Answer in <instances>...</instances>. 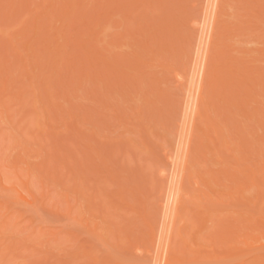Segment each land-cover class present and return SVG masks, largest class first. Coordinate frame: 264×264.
Wrapping results in <instances>:
<instances>
[{
  "label": "rangeland",
  "instance_id": "1",
  "mask_svg": "<svg viewBox=\"0 0 264 264\" xmlns=\"http://www.w3.org/2000/svg\"><path fill=\"white\" fill-rule=\"evenodd\" d=\"M4 1H6V0H0V26L2 25V28L0 27V33L2 31H4V30L8 29V30H10L9 32L17 30L16 32L18 34L16 32H12L13 33L12 35H14V34H17V35L11 37L9 32H8V30L4 31L5 33L0 34V52H2V53L4 52L3 53L4 55H2V56H5L7 54L6 57H4V59L8 58L7 59L8 63H9V59H10L11 63L13 61H14L13 63L16 62L15 63L16 65H17L18 61L20 62V63L18 62L19 63L18 66L20 67V68H18L20 71L19 70L18 71L20 72V75H19L18 71L16 72V70H17L16 67L17 66L14 67L15 64H12L13 65L12 67H14V69L13 68L12 69H13V72H16V75H13V72L12 73L8 72V74L9 73L11 74L9 76L5 75L4 73H3L4 74V76H3V74H1L3 71L0 73L2 75V77L0 75V85H1V81L5 80V82H6L5 84L7 86V87L5 86L6 89L3 91V93L0 94V95H4L1 98L3 101H0L1 102L0 105L4 106V107L1 106V108H0L1 112H3V113H0V115H1L0 116V172L2 171V173H5V177H6V178H3L2 176H4V174L0 173L2 175L1 176L2 177L1 178L2 183L0 182L1 183L0 184L1 185L0 186V201H1L0 203H3L1 206L4 205L2 207V209H0V213H1L0 216L4 219L5 223L7 222V225H6V227H3V225L5 226V224L2 223L3 225L1 224L2 226L0 227V229L5 228L4 230H6V228L8 229L10 227L8 229V230H10L11 228H15L16 227L15 229H13L14 230L13 233H11L9 231V233L12 234L10 238H9V236H5L6 235V231L8 232V230H6L4 233L2 231L3 235H1L2 233L0 232L1 233L0 235H1V238H2V239L0 238V253L2 252L1 255H0V264H113V262H114V264H148V262H150V259H149V261H147L148 259L146 257H149V256H148V254H146V257H145L144 248L145 249L146 248L149 249V247H147V246H150V245H148V243L151 244V242H149L150 240H148L149 236L151 237V235L148 234V231L151 230V228H149V230H147L148 227L146 228L145 226H148L147 225V221H148L149 224L150 223L153 224V222H155L154 224H156V220H154V221H152V220L154 219V217H157V216L160 217L161 216V210H160V208H159V206L157 204L159 203L158 202V197L162 193V191L160 190V187H161V189H163L164 187L162 188V184L165 183V181H164V183H162L163 180H160V178L163 177L161 175V171H162V169L164 170V168H162V165H163V167L166 165L165 168H167V170L164 171V172L169 171L168 163L166 162L167 164L164 165V163H165L164 161H167V160H165L166 159L165 156H167V155H164V154H166V152H167V154H169L168 152L172 153L170 151V149L168 150L167 148H170V146L172 148L173 144L175 142L174 141L175 139H173L172 137L175 138L176 129H174V128H177L176 126L179 123V121H177L176 116L179 114L178 112L180 111L179 109H178L179 111H176V109L178 108L177 106L180 105L179 103L181 101L179 102V100H181L182 97H184V94H183L184 92H182V91H184L183 88H180L181 85H179L180 89H178V86H177L178 83L175 81L176 79H174V78H175L176 71H178V70H176L177 67H179L178 69H180V67L182 68L183 65H185V62L187 63L189 55L192 53L191 49L189 48V41L192 42L193 39L191 38L192 37L191 33L194 32V31H191L192 27L190 28V26H192L191 23H192L193 20L191 21L190 19H191V17L193 18L195 15H199L196 12H199L201 10L202 5L199 4L201 1H198V0H165L164 2L167 1L166 3L168 5L165 3L167 5L166 6L163 3L164 7L163 6L161 7L160 5L162 4V0H159V1H161V4L159 6H156L158 8L155 9L156 7L154 8L152 6L154 9H151V11L153 10L152 11L153 13H156V16H155V14H152L151 15L153 17L152 18V17H150V13H152V12L149 11V12H147L148 14L144 12L146 14V16H148V15L149 16L147 17V19L143 20V19H140V17L144 15V14L142 15L141 11L143 12L144 10H146V8L144 7V4L141 7H144L145 9L140 7V3L144 2L143 0H141L142 2H140L139 5L136 4L135 7H137V8L132 7V6H134L132 4V2L130 4V1H132V0H127V1H129V6L132 5L130 7L133 8V10H130V12L132 11L131 13H127L128 10L127 11L124 10V9H126L127 6L126 7L123 6L124 9H123V7L120 6L122 9L120 8L119 10L117 9L118 11L116 10L117 12H113L111 8H112V6H116V4L114 5V2L112 3V0H109L112 3V5H110V8H109V4L108 5L106 4L107 5L106 8H109V10H111L113 12L112 15H111L110 21L111 20L119 21L121 23V25L119 27H117V26L114 27V26L109 25V22L106 20L107 21V22L105 21L106 25H107V23H108V25L107 26L105 25L104 26L105 28L102 25V27L104 29L101 30V27H99L100 29L98 31V30H96V29H98L97 27L96 28L92 27L96 31L97 36H95V35L92 36L90 34H86L85 35L83 33H80L81 37H85V36L89 35L90 37L89 36H87V37L92 41L90 43L94 42V45H102L104 47V46L107 45L106 43H109V41H110L109 39L110 38L111 39L114 38V40H116L117 37H119V35H122L121 33L123 31L122 30L123 27H125V30H127V28H128L129 31H131L132 35L133 34L137 35L138 33L139 34L141 33V29L143 28L142 27L141 29H139L141 26H144V28L146 26V28H147V25H148V27H150V29H148L147 31L150 32V33L149 34H148V32H145V33H146V37H147V34H148L150 39L148 41H144L145 43L143 42V45L147 44V46H148V44L149 45L151 44L150 45V49L148 48V50H149L148 52H150V50H153V48H154V51H156L157 54H159V57L158 58L156 57V59H159L160 61H158L156 59H154V61H153V58H155L153 56H157L156 52L154 54H152V56H151L150 54H148V52L144 51V49H145L144 48V49H142V52L144 51V54L147 57V60L144 61V63H143L142 59L138 58L139 56H142V52L139 51L140 48L138 46L137 47L133 46L134 43H132V40H131L132 46H130L131 44L130 45L127 44V42H126L127 40H125L126 43L124 41L120 40V43H118L119 46H117V44H116L117 42H111L110 41L111 43H115L116 46H117V47L113 46L114 48L112 47L111 52L113 50L114 51L113 53L119 52L120 54H126V59H127L126 61H128V62L127 63L125 62V65H121V63L123 61H125V60H122L124 58L121 57V60H122V62H121V61H119L120 58H118L119 60H117V61H119L121 66L118 65L116 67V69H118L120 72H122V74L125 73V75L122 78L123 79L122 80V79H120L122 76L119 77V74H120L119 71H116V73H118V76H117V75H115L116 73L113 74V72H115V70H114L113 72H109V71L108 72L112 73L115 77L113 75L109 74L108 72H106V73L109 74V76L110 75L111 76L109 77V76H105L104 75L106 77L105 78L102 75L101 70L99 71V68H96L95 66H94L95 69H97V72H99V73L97 74L95 71H93L94 72V74H93L91 71L93 70L94 67L92 66V70H90V69L88 70V73L89 72L92 73V77H95V79L97 77L99 78L98 75H100V72H101V75H100L101 79H103L102 77L105 78L102 81H99V79H98L97 82H99V83H97V84H96V81L94 79H92L91 83L89 82V80H85L84 76L83 77L81 76V78L78 79L79 75L78 76H74V73H75L76 70L74 72H65L66 69L62 70L59 67L58 62H60V64L62 62V64H64V66H66L67 64H69L71 66V67H69V65H68V68H74V67H72L74 65L70 64L71 62H68V63L66 62V59H67L66 57H68V56H72L73 57V59H71V60L69 58L68 59L70 61H72V62L74 61V63L76 62L75 64L78 66V68L80 67L79 63L82 62V61L79 62V60H81V58L77 59L76 56H74L75 51L72 50L73 49V47H72L73 45L72 44H74V43H72V42L70 43L69 42V44H71V49H68V48H70V46L67 47L65 42L62 43V40L66 36L67 37L64 38V39L70 40L69 38H71L74 34L75 35L77 34L80 37V34H78L79 32L78 33H76V32L79 31L78 28L80 30L83 28L82 27V23H83L82 20H84L85 18L82 17L83 19L81 20L80 16H76V19H77V21H76L75 18L73 17L75 22L74 21L70 22V24H73V27H74L73 30H72V27H71L72 25L71 26L67 25L69 20H65V18L63 17L62 20H64V21L61 22V23H63V24L67 23L66 27L68 28V30H70L69 34H67V32H68L67 31L66 33H64V36L62 37V40L59 37L58 41H56L55 43H51V44H56L57 43L59 45L58 48L60 49L58 51H61V53L59 52L60 54L59 55L57 54L58 55L57 57L56 56L54 57L52 55L53 49H55V50L58 49L57 48V46H58L57 44L52 46V51H51V55L52 56L50 54H48V51H50V50H48L47 48L50 49V47L46 48L48 50V51L46 50V53L49 55L48 58L52 62L54 60H58V62L56 61L57 62V66L61 70V71H59L58 75L59 74L61 75L62 72H64V74H67L66 76L69 77V78H67L68 80L65 78L68 82H70L71 79H74L73 77H76L77 81L81 82V85H83V84L84 85L81 86L78 83V85H77L78 89L75 88V86H73L74 89H75L76 95H71L70 94V96H69L68 94L70 92L68 90H70V89H68V90L66 89L68 87V85H69L68 82L63 81V79H64L63 77H62L63 79L61 77L59 78V80L62 79V82L61 81H57V78L54 77L56 79V82L54 83V85H56L58 87L60 86L59 87L60 89L58 88L59 91L61 90L62 85L64 86L66 83L68 84V85L66 84L67 86L65 85L66 88L62 87L63 88L62 91L65 89V91L68 92L67 95L69 97H71V98L69 99V98L66 97V95L64 96V94H65L64 92L65 91H63V94L57 92L58 91L57 87L55 89V86H54V89L56 90V93H58V94H56V96L58 97L59 94H60L61 98L59 96L58 99L56 98L54 100L53 98H55V97H53L52 98L53 101L49 97V95H51L52 93L49 94V92L48 93L46 92L48 97H46V94H44L43 97L45 96V98H46L45 99V98L42 97V94H43L42 91L46 88V86L49 84V82L51 84V85L49 84L50 87L51 88L53 87L52 83L54 81H52L51 77H53L54 75L52 74L51 77H50L49 75L51 73L50 74L48 73L49 74L48 76L51 79L50 81H49V78L47 79L49 82H47V80H46L47 76L44 78L46 81L43 80V82L44 83H48V84H46L45 88L41 87V85L39 83H37L38 81L35 80V79L38 78V77H35L37 75V73H35V72H37L36 68L39 69V66H40V69L44 70L46 66L50 65L49 63H47V62H49V60L47 62L46 61L44 62V59L42 57L43 62H44L43 63L42 59L38 55V54H40V56H41L44 51H42L41 53H37L35 55V52H34L35 48L31 49V47H29L30 45L28 46V44H27V46L29 47L30 50L29 51L27 50V52H26V50H24L26 52L25 56L27 55L26 57L24 56L25 59L20 58L19 56L23 55V54H21V53H23L22 52V50H23L22 48H24L25 44L28 43L29 41L27 40L26 43L24 45H22L23 46L22 47L21 46V41L17 40V38H19L22 35V34L20 35V31L21 30H22V32H25L23 30V28H24V26L27 25L26 24L27 22H28V24H29V22H31L33 20L35 22L34 16L36 17V21H37L38 17L36 15H38V16L41 15L42 17L38 18V21H39V19L42 18L43 19V21L41 19L42 23L46 24V22H45L46 17L47 18L49 16L51 17L52 15H50V14H53V13H51V11L52 12L56 11L59 14L60 13L59 10H58L59 8L56 9V8H51V7H54V5H57L60 1L56 2V0H47V1L44 0V2H43V0L42 1L41 0H29L30 2L27 1L28 5H26L27 3H25V2H24L25 4L23 3V7L24 8H22V6H20V4H19V7H16V5H15L13 8H11V10H10L11 13L9 12L10 16H9V13L8 14L6 13V12H8L9 7L7 9V8H5V7H7V5L5 7L2 6L4 4ZM17 1L18 0H14L13 4H16L15 2H17ZM70 1L71 0H61V2L64 3V4H66V3L69 4ZM80 1L81 0H78V2H80ZM82 1L83 2L79 3V6L81 5L82 7L89 8V10H90V8H91L90 6L93 5V7H94L93 9L96 10V11L93 10L94 12L90 16H92L93 18H95V16H96V19H98V17L101 16V15L99 16V14H101L102 10L104 11V9H100L99 7H101V6L104 7L105 5H99V7H98L97 2H99L100 0L96 1V5H97L96 8H98V10L95 8L96 5L93 4V0H82ZM124 1L122 0V3ZM127 1H125V2H127ZM196 1L198 3L197 5L200 6L199 11H198V6H196ZM240 1L241 0H223L222 1L221 9H220V13H219L218 21H217V33H216V38H215V43L216 44L214 43L216 45L215 47L218 48V49L214 50V51H216L215 53H213L214 51L212 52L214 55H212L211 63H213L214 66H212V64H211V66H212V68L219 66L222 69L230 70V68L231 67L233 68V66L235 64L234 67L237 66L236 68H238L236 70H239V68H241V67H243V68L245 67L246 69L247 68L248 69L251 68L252 71H253V69H255L253 72L252 71H250V72L255 73L257 71L258 74H256L255 76H252L254 74L251 75V73H250V75L252 77H254V79H255L254 83L256 82V84H255L256 86L253 87L254 83L252 84V81H250L249 79L248 80L246 79V81H247L246 83H248L250 81L249 85L251 84L252 87H253L251 89L252 92L250 91V88H249L250 94L252 93V95H253V96H251V95L250 96L252 98L256 99V101L254 99L251 101L250 99H248V96H247L248 103H247V107L245 106L246 107L245 109L250 110V112H252V108L256 107L255 109H253V111L256 110V112L259 113V114H256L255 111H254L253 114H250V112H246L247 110H242L243 113H239L241 111H239L236 108H233L234 106L233 107H229L230 109H227V107H226L225 109H227V110H225V109H223L225 104H222L221 101H218L219 103H217L216 100H215L216 104H215V101H214V103H213L214 105H213L210 102L211 99H213V98L210 97V95H209L210 94L208 92L209 89H208V91L206 90L207 94L205 95V98H206L205 102L207 104H206L205 107L203 105L204 109H202V110L205 112L206 111L205 108L208 107V110H207L208 111L207 112L208 115H210V117L213 118V121L214 120H215V122L218 121L216 123H217L218 126L221 127L220 129H222L221 131L223 132V133L222 132L221 133L226 138L227 142L224 144V146L222 144H219V143H218V145H216L218 147V148L216 147V149L220 151L218 153H217V150L216 151L214 150L215 146L211 147V148L209 147L210 149L207 150L209 152V154H208V152L204 153L206 148L204 149V151L200 150L199 147L201 146V144H199V143L201 141L204 142L205 139H206L205 138L206 136L204 135L205 136L204 137L203 133L200 130H198V129H197V131L195 133L196 136L194 138V141L192 142L193 145H192V148H191L192 153L190 152L191 155H190V157H189L190 159L188 161V166H190L189 170H188L189 173H188L187 178H186L187 180H185V184H184V191L186 192L184 194V197L187 196V198H185V201L182 202V208H181V210H182L181 211L182 212L181 213L182 214V218H181V220L178 219L177 224H175L176 230H175V233H174V234H176V231L178 230V228L182 227V232L187 231V234H185L186 233L185 232L184 235H182V236L185 237L187 239V241H188V244L189 243L190 244H189L188 247L186 246V248H185L186 250H184L185 246L181 247L184 243L181 241L182 239H180L181 242L178 241L179 240V238L177 237L178 235L174 236L173 241H172L173 245L171 244L173 246V248H172L173 250L178 251V249H180V247H181V249H183V251H185V253H186V251L188 252L186 254L185 253L182 254V255L180 254L181 256H183V255L185 256V257L183 256L185 259L183 258L184 261H183L182 264H223V263L224 264H240L242 262H243V264H264V248H263L264 246H261V245H264V199H263L264 198V195H263L264 192H263L262 196L260 195L263 200H261V198H260V200H258L259 196L256 195V193L258 192L259 189L260 190L262 189L264 191V189H263L264 188V175H263L264 174V167H263L264 166V158H263L264 157V145H262L264 143V141L262 140V139H264V123H263L264 119H263V117H261V113H264V79L262 78V76L264 75V55H263L264 54V20H262L263 17H264V15H263L264 14V0H256V1L251 0L253 3L251 1H249V0H243L241 2ZM6 2H11V0H8ZM105 2H106V0H105ZM120 2H121V0H120ZM145 2H146L145 6H148L149 4L147 5V0ZM44 3L48 4V5H44ZM62 3L60 5H62ZM82 3H85V4L83 5ZM101 3H102V0H101ZM155 3H156V5H158L157 2L153 1V5ZM36 4H38V5L36 6ZM150 4H152V0H151ZM70 5H71V3H70ZM178 5H180V7H181L179 9L181 12L179 10H177V9L176 10L179 11V12L175 11V8ZM58 6H59V4H58ZM81 6L79 8H81ZM20 7L22 9H20ZM152 7L150 6V8H152ZM254 7H256V8L253 9ZM75 8L77 9V7H75ZM75 8H74V10H75ZM84 8H82L81 10H83ZM160 8L162 10L164 8L165 10L161 11ZM6 9H7V11H6ZM135 9L139 10V12L137 10L136 11L138 12V14H141L140 17L139 16L137 17L136 11H134ZM166 9H167V12H166ZM195 9H197V10H195ZM16 10H18V11H16ZM26 10H27V12H26ZM89 10L87 11V13L89 12ZM158 10H160V11H158ZM43 11L45 13H43ZM60 11H61V7H60ZM70 11H72V10H70ZM70 11L69 12L67 11V12L70 13ZM91 11H92V9H91ZM123 11H125V12H123ZM146 11H148V10H146ZM168 11L171 12V13H168ZM41 12H42L43 15L40 14ZM56 12H54V13H56ZM164 12H166V14H169V15H167V20L169 19V20L172 21L176 17L178 18V19L176 18L177 21H178V23H176V26L180 27L181 29L178 28V27L177 28H173L172 25L169 23V21L165 22L167 25H169V29L168 30H170V28H171L172 32L180 30L179 32H177L178 33L177 35H179V36H175L176 38L173 37V39H175V40L178 39V41L174 40V42H173L172 37H170L169 34H168L170 31L168 32V30H166V33H165V32H160L159 29H156V27L158 25L160 26L162 24V19H161V16H159V15L160 14L164 15L163 14ZM183 12H184V15H183ZM90 13L91 12H89L88 14H90ZM122 13L125 14L124 16H126V15L128 16V15H131V14L133 15V13L136 14V17H134L135 15H133L132 18H130V16H129V19L128 20L126 19V22L127 21L131 22L130 24H131L132 27H130L129 23L128 24L124 23V20L122 19L123 18V14ZM157 13H159V15ZM172 13H174L176 15V16L174 15L175 18L168 17V16H173ZM12 14L14 15L13 17H12ZM24 14L26 15V17L24 19L25 21L23 20L24 21V25H23L22 29L20 30L19 27L21 28V25L18 26L19 24H15V22L17 23L19 21L18 19H20V18L22 20L24 18V16H25ZM170 14H172V15H170ZM200 14H201V11H200ZM60 15H61V13H60ZM30 16H31V18L33 16V20H31V21H30ZM71 16H73V15H71ZM2 17H4L6 20L4 18H2ZM108 17H110V14H109ZM145 17H143V18H145ZM7 18H8V20H7ZM52 18L53 19L51 20V23H50L51 25L53 24V22H55L54 21L55 20V16L52 17ZM78 18L81 21L78 20ZM88 18H89V16H88ZM93 18L90 17V21ZM148 18H149V21H148ZM196 18H199V16L196 17ZM103 19L104 18H102V20H101L102 22H103ZM124 19H125V17H124ZM158 19H161V21L158 20ZM99 20H98V23L100 24ZM122 20H123V22H122ZM142 20H143V24L141 25L140 22H142ZM60 21L58 20V22H60ZM113 21H112V24H113ZM189 21L191 22L190 24L188 23ZM56 22H57V20H56ZM86 22H84V23L86 24ZM102 22H101V24H102ZM245 22H247V23H245ZM19 23L23 24L22 21L19 22ZM37 23H40V22H37ZM54 24L58 25V26L60 25V23L59 24L54 23ZM63 24H61V25H63ZM88 24H90V23H88ZM125 24H127V25H125ZM188 24H189V26H188ZM29 25H27V26H29ZM39 25L41 26V23ZM64 25H63V27H64ZM80 25H81L82 28L78 27ZM46 26H48V25H46ZM83 26H85V25L83 24ZM51 27L52 26H49V28H51ZM54 27L56 28V26H54ZM153 27L157 30V31L155 30L154 33L152 31V29H154ZM75 28H76V30H75ZM134 28L136 29L135 31L137 32V34L135 33ZM43 29H45V28H43ZM51 29H53V28H51ZM56 29L60 30V28H56ZM44 31H46V30H44ZM97 31L99 33H97ZM143 31H144V29H143ZM7 32H8V34L6 36ZM118 32H120V34ZM223 32L226 34L227 37L224 36L225 34ZM29 33H30V31H29ZM38 33L39 32H37V34ZM117 33H118V35H117ZM124 33H126V32L124 31ZM131 33L128 32V34H131ZM45 34H48V33H45ZM49 34H50V31H49ZM111 34H112V36L110 37ZM56 35H58V34H56ZM144 35H143V37H145ZM160 35H162L161 39H160V37H161ZM166 35H168L169 37L167 36L166 40H162V39H165L164 36H166ZM173 35H175V33ZM23 36L24 35H22L20 37V39ZM30 36H31V34H30ZM35 36H36V34H35ZM35 36H33L34 39H35ZM47 36L49 37V35H47ZM128 36H126V37L130 38V36L129 37ZM79 37H78L77 41L75 40L76 42H80L81 41V39H79ZM87 37H85L83 39V41H84L83 45L84 46L87 45L86 41H89V40H87ZM121 37L126 38L124 35H122ZM143 37H142V39H143ZM146 37H145V39H146ZM217 37H218V39H217ZM10 38H12V39H10ZM14 38H16V39L14 40ZM31 38L32 37H30V39L29 38L28 39L32 40L33 38L32 39ZM36 38H37V36H36ZM153 38H156V39H153ZM167 38H169V40ZM193 38H194V36H193ZM57 39L55 38V40H57ZM74 39L75 38H73V40ZM190 39H192V40H190ZM195 39H196V36H195ZM160 40H162V41H160ZM170 40H171V42H170ZM19 41H20V43H19ZM35 41H36V39L34 40V43H36ZM40 41H43V39L40 40ZM138 41H140V40H138ZM138 41H137V43H138ZM156 41L157 42L159 41V42H162V43L164 41H166V42L169 43L168 46L170 44H172V43L175 44V46L172 47V52L168 51V50H166L167 52L166 51L164 52V50H162L163 52H160V50L158 48L159 42L157 44ZM15 43H19L18 47L16 46L17 44H15ZM45 43L47 44V42H45ZM137 43H135V44L137 45ZM217 43H219V44L217 45ZM8 44L12 48L11 47L9 48ZM42 44H41V46H42ZM109 44L107 45V47L110 50V48H111L110 45L111 44L110 45ZM140 44H141V42H140ZM176 44H178V46ZM193 44H195V42ZM225 44L227 46L226 48H225ZM219 45H221V46H219ZM141 46H142V44H141ZM147 46H146V49H147ZM153 46H155V47L157 46V49L159 51H157L156 48L153 47ZM192 46L194 47V45H192ZM222 46H224V48ZM5 47H7L6 51L8 53H6ZM42 47H44V46H42ZM87 47H89V44L87 45ZM175 47H180L181 50H178V48H176L175 50L176 51L178 50V51L177 52L174 51L175 52L174 53L173 52V48H175ZM182 48H183V50H182ZM9 49H11V50H9ZM25 49H28V48H25ZM87 49H91V48H87ZM101 49L102 48L100 47L99 50H101ZM160 49H161V47H160ZM167 49H171V45H170V48L167 47ZM219 49L222 52H224L225 55H223L224 53L223 54L221 52L219 53L218 52V51H220ZM14 50L17 53L16 52L14 53ZM79 50H77V51H79ZM9 52L13 53V55L11 56ZM66 52L68 53V56H66ZM102 52H104V51H102ZM169 52H170V55L168 54ZM30 53H31V55H30ZM80 53L83 55L84 58L89 56V53L86 52V49L85 50L81 49ZM127 53L129 55H127ZM172 53L175 54L174 57L173 56L170 57ZM1 54H0V59L2 57ZM221 54L223 56L219 57ZM37 55H38V57H37ZM60 55H61V59H59ZM102 55L104 56V54H102ZM115 55H116V53H115ZM217 55H219L218 56L219 58H217V61H215L213 58L216 59ZM160 56H161V58H160ZM35 57L37 58V61H38L37 64H40L39 66L34 64V63L32 65V62H34V60L36 59ZM45 57H47V55L44 56V58ZM111 57L112 56H108V54L105 56V58L106 59L109 58V60H110ZM134 57H135V60L139 61L142 64L141 65V64H139L137 62L139 65H141L140 66L141 68H139V66L136 69L132 68L133 64L131 62L133 61ZM62 58H64V60H62ZM92 58H94V57H92ZM19 59H21V60H19ZM38 59L39 60L41 59L40 62H39ZM45 59L47 60V58H45ZM106 59H105V62L108 63L109 60H107L108 61L107 62ZM234 59H235V61H234ZM237 59L240 60V61H238ZM7 60L5 59L4 61L7 62ZM231 60H233L234 62L231 61ZM155 61H156V63H155ZM212 61H214V62H212ZM56 62L54 61V64ZM91 62H92V59H91ZM21 63H22V65L26 64V66L23 67L21 65L22 66V68H21V66H20ZM46 63H47V65H46ZM100 63H102V62H100ZM119 63L117 62V64H119ZM166 63L169 64V65L165 66ZM43 64L46 65V66H44ZM111 64H112V62H111ZM113 64H115V63H113ZM0 65L3 68V65H2L1 62H0ZM4 65H5V63H4ZM30 65H31V67L33 69H31ZM83 65H84V63H83ZM149 65H152V66H149ZM162 65H164L165 67L162 66ZM1 66H0V68H1ZM98 66H100V64ZM223 66H225V67H223ZM238 66H240V67H238ZM5 67H7V70H9L8 68L11 69V67H9L8 65L5 66ZM103 67H102V69H103ZM105 67L107 69L109 66L108 67L105 66ZM160 67H162L163 69L160 68ZM219 67H217V68H219ZM28 68H29V70H31V71L33 70V71L32 72L28 71L27 70ZM83 68L82 69L80 68V72H82L81 70H84ZM34 69H36V70H34ZM185 69H187V67H185ZM248 69H247V72H249V70H250V69L249 70ZM24 70H25V72L27 70V73H25V74H27V75H28V73L30 74L29 75L30 76L29 79H27L28 76L26 77L25 74L23 73ZM58 70L59 69H57L56 72ZM141 70H142L143 73L141 72ZM174 70H175V72H174ZM180 70L183 71L184 68L180 69ZM236 70L234 69V71H236ZM241 70H242V68H241ZM47 72H45V74ZM51 72H52V70H51ZM56 72H54L55 75H56ZM84 72L86 73L85 75H89L86 70H84ZM5 73L7 74V72H5ZM31 73L33 75L32 78H31V76H32ZM236 73H238V72H236ZM38 74H39V72H38ZM45 74L43 72V75H45ZM246 74H248V73H246ZM154 75H155V77H154L155 79H156V77L159 78V80H160L159 82H160V87L161 88L159 87V85L152 84V83L156 82V81H154V82L152 81L153 80L152 77ZM250 75H248V76H250ZM258 75H259V77H258ZM19 76H21L20 79L23 81V82H21V84H23L22 86L20 85V82H18L16 80V79H19L18 78ZM42 76H41V78H43ZM63 76H65V75H63ZM128 76L131 77L132 79L135 78L134 80H129V81H135L136 79H140V77H142V78L144 77L145 83H144V81H142L143 80L142 78H141L142 80L140 79L142 81V85H144V88L142 87V85H141V87H139V85H138L139 83L137 84L138 88H141L143 91L146 90V91L150 92L151 94L153 92H156L155 90H157L160 93V94H157V95H160V96H154L156 94L153 93L154 94V95L152 94L153 97H156V98L158 97V98L157 99L155 98V101H153L154 99L151 97V99H153V100H151V102L148 101L149 103L146 101L147 104H144V102H142V101H144V99L141 100L142 96L139 97L141 94H143V93H141L142 90L140 92L141 94L139 93L140 95L135 98L136 95L134 96L133 93H134V91L135 92L137 91L136 90L137 85H136V82H134V84H132V82H129V81L126 82L125 78L126 77L128 78ZM238 76H239V74H238ZM88 77H90V75ZM111 77L113 78V81L117 77H119L118 79H120L121 81L116 79V80H118L117 83L120 84V82H121V84L123 83L122 84L123 86L120 87L121 86V84H120V86L117 85V88H116L112 84V78ZM137 77H139V78H137ZM148 77H150L151 79L148 80ZM252 77L250 79H252ZM255 77L257 79L260 78L259 79L260 81H259L258 84H257L258 81H257V79ZM5 78H7V81H6ZM8 78H9V80H8ZM22 78L25 79V80H23ZM245 78H246V76H245ZM86 79H88V78L86 77ZM108 79H109V81H111V83H108L109 88L106 86L107 84H105V81L108 82ZM128 79H130V78H128ZM15 80L17 81V83H19L18 87H15L16 86L15 85ZM41 81L42 80H40L39 82H41ZM103 81H104V83H103ZM115 81H114V83H115ZM122 81H124V82H122ZM141 81H139V82H141ZM238 81L236 80L235 84H233V86L235 88H236L235 85H236V83ZM28 82H29V84H28ZM63 82H65V83L63 84ZM56 83H58V85ZM24 84H26L27 91L25 90L26 87H25ZM72 84H74V83H72ZM101 84H103L102 86H105V87H102ZM12 85H15V86L12 87ZM19 85L22 88H20ZM131 85H133L132 87L135 90L131 89L132 88ZM134 85H136V86L134 87ZM39 86H40V88H38ZM80 86H81V88L79 89ZM84 86H85V88H84ZM89 86H90V88L93 89V91H95V93H97L96 95L93 93L92 90H90V91H91V93L93 95L89 92V89H90ZM233 86H229L230 90H231V87H233ZM71 87L72 86L70 85L69 88H71ZM82 87H83V89H82ZM127 87L130 88L131 91H129L127 89ZM205 87L207 88V85ZM238 87H237V89H238ZM10 88H13V89H11L12 91L10 90ZM15 88H20V89L19 90H15ZM41 88H43V90ZM87 88H89L88 92H89V94H91V96L95 95L94 98L89 97L90 96L89 95L88 96L89 99L88 98L86 99V97H87L86 95H87L88 92H86L87 90H85V89H87ZM104 88H107L108 90L113 88L117 92L112 93L114 91V90H112V92L110 91V93L108 92L109 93L108 94L107 90H104L106 92H103L102 89H104ZM149 88H151L153 90V92L150 91ZM46 89L47 90L49 89L48 86H47ZM54 89L52 88L51 90H54ZM74 89H73V91H74ZM124 89L127 90V93H126V91H124ZM160 89H162V90H160ZM244 89H245V87L242 90L243 92L241 91V93H239L241 96L244 94V91H245ZM39 90L42 92L41 96H39L40 95ZM119 90H121V92L123 90L124 94L122 95ZM132 90H133V92H132ZM179 90L181 91V93H179L180 92ZM14 91H17V92L14 93ZM33 92H35V93H33ZM44 92H45V90H44ZM158 92H156V93H158ZM246 92H248V91H246ZM84 93H86L85 96H84ZM130 93L132 94V96H134L133 97L134 101L129 100L130 99V97H129L128 98V100L130 101L129 102L126 99L127 97L125 98L124 96H127L125 94H129V96H131ZM12 94H14V95H12ZM17 94L22 96V97L17 98ZM29 94L32 95V98H31V95H29ZM54 94H52V95H54ZM105 94H107V95H105ZM137 94H138V92H137ZM151 94L147 93V95H151ZM162 94H163V96H162ZM179 94H183V95L180 97ZM239 94L237 93V96ZM245 94H248V93H245ZM34 95H35V97H34ZM97 95H98V98H96ZM147 95H143V96H147ZM254 95H256V96L254 97ZM37 96H38L39 99H37ZM41 97L43 98V101H45V102H43L41 100ZM62 97L66 98V99L63 98L64 99L63 100ZM99 97H100V99H99ZM179 97H180V99H178ZM234 97H232V98H234ZM21 98H23L24 100L23 99L21 100ZM48 98L53 102V103H51V105L53 104V107H54L53 109L56 110L57 114L54 113V111H51V112H53V114L50 111H47V110H49L52 107V106H49L50 103L47 102V101H49V100H47ZM162 98H163V100H162ZM90 99H91V101H90ZM94 99H96L95 101H97L98 104L95 101H93ZM102 99H103L104 102H102ZM124 99H126V100H124ZM237 99H236V101H237ZM146 100H148V98ZM207 100H209V101H207ZM115 101H117V102H115ZM122 101H124V102L122 103ZM249 101H251V102H249ZM70 102H73L74 104L72 103L73 104L72 105ZM212 102H213V100H212ZM231 102H233V101H231ZM7 103H9L10 105L7 104ZM54 103H55V105H54ZM78 103L80 104V106H78L79 105ZM100 103H102V104H100ZM176 103L178 104L177 106L175 105ZM233 103H235V102H233ZM237 103L238 102H236V104ZM220 104L223 105V107ZM56 105L57 106L59 105V106L56 108L55 107ZM74 105H77L78 107L74 106ZM127 105L128 106L130 105V106L127 107ZM147 105H149V106H147ZM215 105H217L216 108L218 110L217 109L216 110L213 109V106H215ZM242 105L244 106L245 104H242ZM7 106H8L9 109L7 108ZM72 106H74V108H75L74 110H72L73 109ZM101 106H102V108H101ZM48 107H49V109H47ZM60 107L65 108V109H62ZM67 108L70 109V112H69V110ZM158 108H159V110H158ZM242 109H243V107H242ZM61 110L64 113H62ZM86 110H87V112H86ZM99 110H100V112H99ZM157 111H159V112L157 113ZM36 112H37V114H36ZM60 112H61V114H60ZM125 112H126V115H125ZM128 112H129V115L127 114ZM176 112L178 114H176ZM58 113H59V115H63V116H59ZM131 113L133 114V116H132ZM160 113H161V115H160ZM54 114H55V116L58 115L57 118H61V119L60 120H58V119L56 120L54 118V116H53ZM143 114H144V116H143ZM74 115H77V117L74 116ZM158 115H159V117H158ZM258 115H259V117H258ZM262 115H264V114H262ZM80 117L81 118L82 117L83 118L86 117V118L81 119ZM141 117H143V118H141ZM145 117H147V118L145 119ZM156 117H157L158 121L155 119ZM120 118H122V120L124 119V121L122 122V120ZM136 118H137V122H136ZM161 119H162V121H161ZM221 119H222V121H221ZM240 119L242 121H240ZM34 120H35V122H34ZM71 120H72V122H71ZM155 120H156V122H155ZM179 120H180V117H179ZM259 120L263 121V122H261L263 124L262 126H261V123H259ZM145 121H147V122H145ZM36 122H37V124H36ZM67 123H68V125H67ZM91 123H94V124H91ZM37 125L39 126L40 130H39ZM198 125H199V128H202V131H203L204 127H205L204 124L201 122ZM232 125H234V126H232ZM67 126L68 127L70 126V127L68 128ZM74 127H75V129H74ZM140 127L141 128H143V127L145 128L146 127L145 128L146 131H142V130H145V129H141ZM230 128H232V129H230ZM78 129L81 132H79ZM136 129H138V130H136ZM228 129H230L231 131L228 130ZM43 130H45V131H43ZM77 130H78V132L80 134L82 133V135L80 137H82L83 133H84V137H82L83 139L77 136V135H79ZM238 130H239V132H238ZM150 131L152 132V136L150 135ZM255 131H257V132H255ZM143 132H147V134H145ZM234 132L235 133L237 132L238 135L235 134ZM210 133H212V132H210ZM92 134L95 135V137H94L95 139L92 138L93 137ZM143 135H144V137H143ZM234 135H236V136L234 137ZM210 136L212 138H214L215 135L212 133V134H210ZM223 136L220 135V137H223ZM256 137H257V139H255ZM143 138H145V139H143ZM225 138H223V139L225 140ZM227 138H229V139H227ZM91 139H93V140L91 141ZM144 140H146L148 144L145 143L146 141L144 143L141 142V141H144ZM151 141H153V143H151ZM17 142H18V145H17ZM95 142H97V143H95ZM208 142H210V141H207V143ZM91 143L94 144V145H92ZM213 143L214 142H211L212 145H214ZM205 144H206V142H205ZM211 144H209V146ZM87 145L90 146V147H88ZM95 146H96V148L97 147L98 148L96 149ZM193 146H195V147H193ZM21 147H23V148L25 147L26 149H28V152H27V150H24L27 153H23L24 151L20 150V149H22ZM59 148H61V150ZM91 148H94L95 150L94 149L92 150ZM57 149H59V150H57ZM118 149H120L121 151H119ZM257 149L259 151H256ZM19 150H20V152H19ZM225 150H227V152ZM229 150L231 152H228ZM245 150H247V151H245ZM172 151L174 152V149H172ZM17 152H18V154L21 153V155H22V153L24 154L23 156H24V159L27 161L26 163L28 165H30V167L32 168V171H33V173L29 177V184H30L31 189L34 192V204L30 205V207L28 206L29 204H27V203L25 204V203L19 201L18 198L16 199L17 196L15 195V193H13V192L11 193L10 191H7V190H5V188H3V187L8 188L9 186H12V185H15V186L19 185V180L15 177L13 171L11 170V166H12V164L14 162L13 160L19 158V157L16 156ZM163 152H165V153L162 155ZM49 153H50V155H49ZM213 153H214V155H213ZM232 153H233V155H232ZM218 154L220 155L219 157H218ZM226 154H230L231 156L230 155H226ZM65 155H67V156H65ZM68 155L70 157H68ZM106 155H107V157L104 158ZM243 156L244 157L246 156V158H244ZM20 157H22V156H20ZM101 157H103V158H101ZM67 158H68V160H67ZM209 158H212V159H209ZM218 158L222 159V160L221 161L217 160ZM52 159H54L57 163L54 160H52ZM103 159H104V162H102ZM47 160L49 161V163H46ZM60 160H62V161H60ZM72 160H73V162H72ZM162 160H164V161H162ZM62 162L64 164H62ZM58 163L60 165H58ZM109 164H111V165H109ZM241 164H243L244 166L241 165ZM18 166L19 167H25V164L20 162V163H18ZM38 166H40L39 167L40 169H38ZM19 167H18V169H19ZM43 167H45V168L47 167L46 169L44 168L46 172L41 170ZM108 167H110V168H108ZM49 168H50V170H49ZM97 168H99V169H97ZM100 168L103 169V170H101ZM95 169H97V170H95ZM104 169H106V170H104ZM238 169L242 173L238 172ZM20 170L23 172V170L21 168H20ZM20 170H18V172H19L18 174L20 175V177L22 179H24L25 176L22 175V172ZM206 170H207V172H206ZM241 170H243V171H241ZM101 171H105V172H101ZM249 171L252 172V176L254 174L256 175L255 176L256 178H254V176H253V179H256L258 181L257 183H255L256 184L255 187H254V184L252 183L253 181L250 178L251 174H250ZM99 172H101V173H99ZM209 172H211V174L214 175L213 178L214 177L218 178V183L217 182L213 183L212 181H214V179L211 180V181L209 180L210 177L206 176V175H208L207 173H209ZM213 172L215 174H217V175H215ZM222 172L226 173V175L227 174H229V175L232 174L231 178L229 176V178L227 177L228 180L225 179L224 177H226V176H224V174ZM230 172H231V174H230ZM233 175H237L238 179L236 180V176H235L234 177L235 181H234V179L232 178ZM239 176H240L241 179L239 178ZM258 178H260V180ZM161 179H164V178H161ZM203 179H205V180L208 179L207 181L210 182V183L206 184ZM215 180H216V178H215ZM239 180L242 182V184L244 183V185L242 186L244 188H241L242 191L240 193H237L236 191L239 192L238 189L240 188L238 186H240V184H241V182ZM223 181H225V182H223ZM42 182H45L46 185L44 183H42ZM238 182H240V183H238ZM250 182H251V184H250ZM224 183L227 184V185H225ZM43 184H44V186H43ZM130 184H131V186H130ZM257 184H260V186H262V187H260ZM132 185L137 187V189L139 191L138 193H137L136 187H134L135 188L134 189ZM236 185H238V186L236 187ZM210 186H211V188H210ZM230 186H232V187H230ZM257 186L259 187V189L257 188ZM245 187H246V189H245ZM127 190H128V193H126ZM256 190H257V192H256ZM123 191L125 193H123ZM130 191L135 193V195L136 194L137 195L135 196V195H133V193L131 194ZM160 191H161V193L159 194ZM203 191H204V194H203ZM233 191H234V193H232ZM6 193H8V194H6ZM9 193H11V194H9ZM261 193H262V191H261ZM123 194H124L125 198H123ZM206 194H208L207 197L204 196ZM64 195H66V196H64ZM68 195H69V197H68ZM194 195H195L196 198L201 199L202 201L201 200L199 201V200L195 199V197H193ZM126 196H128V197H126ZM139 196H141L140 198H142L145 201V203L140 204V201H136V200L143 201L140 198L138 199ZM12 197H14V198H12ZM67 197L69 198L68 200H70V202H69L70 208L68 207V204L65 202V199ZM205 197L207 199L211 197V199L213 201L211 199H208V200H211V202L208 204V202L207 203L205 202L206 201ZM28 198H30V197H28ZM90 198H93V199H90ZM235 198H236V200H235ZM13 199H14V201H13ZM134 199H135V201H134ZM32 202H33V200H32ZM137 202H138V205L140 204L142 206V207H140V206L137 205L138 208L140 207L142 209L141 210V214H142V211H143V214L146 215V217H145L146 220L143 217L144 215L141 216V214L139 213L140 216H141V217H139V214H137L138 212H140V208L138 210H136L137 207L136 208L134 207V205L137 204ZM201 202H202L203 207L200 205ZM203 202L206 203V205H204ZM17 203H19V204H17ZM195 203H200L199 204L200 206L196 205ZM23 204H25V205H23ZM132 204H133V207H132ZM207 205H210V207H208ZM9 206H10V208H8ZM31 206L32 207L34 206V207L31 208ZM111 206H113V207H111ZM205 206H207L209 208V210L211 211V212L207 211L208 212V216H207V214H205V208H206ZM261 207L263 208L262 210H261ZM6 208L10 209V210L7 211ZM12 208H13V210H11ZM199 208H200V210H202L204 208L202 210L204 213L202 212V214L203 215L205 214L208 217V220L206 222H204L205 224L203 223L205 225V227L203 226L202 230L199 228L200 231L198 230L199 232H197V234H196L197 238L195 237L196 238L195 242H193L192 240H194V238L193 239L191 238L192 240H189V237H192L193 236L192 233L193 232L195 233V231L198 229V227H196V223L195 222L197 221V218H196L197 216L196 215H198L197 213L200 212V211L196 212ZM159 210H160V212H159ZM10 211H13V212H10ZM136 211H138V212H136ZM5 212H8V214L6 213L7 214L6 217H3L2 214H5ZM157 213H159L160 216ZM85 216L87 218H89V220L86 219L87 221L85 223H83L84 226H83V224L80 225L78 222L81 223V221L82 222L85 221L84 220ZM249 216L250 217L252 216V217L249 218ZM1 217H0V223H1V221H3V220H1ZM71 217H72V219H76L78 222L72 220ZM142 217H143L144 220L142 219ZM158 217H157V219H158ZM140 218H141V220H139ZM229 218L233 219V221H231V222L229 221L231 224L230 223L228 224V222H227L229 220ZM243 218L244 219L246 218L247 220L251 219V220H248V221L249 222L253 221L252 224L254 225V227L258 226V228H253L254 231H251L252 232L251 233L250 231H248L249 230L248 229L249 225L247 226L245 224L246 226H243V223H244ZM69 219H71V220H69ZM193 219H194V221H193ZM246 219H245V221H246ZM132 220H133V222H136V224L134 223V225L137 226V227H135L132 224L133 223ZM149 220H151L152 222L149 221ZM158 220H160V219H158ZM8 221L10 223H8ZM144 221H145L146 225L143 224ZM248 221H246L247 224H249ZM158 222L159 221H157V223ZM86 223L88 224L87 227H85ZM15 224H16V226H14ZM93 224H98L97 225L98 226L97 229L99 227H101V228H99L100 230L98 229V231H97L98 235H97L96 232L94 233L92 230L89 231L90 228H93L91 226ZM221 224H222V226H221ZM225 224H228V226L225 227L224 226ZM8 225H9V227H8ZM198 225H200V224H198ZM215 225L218 226V228ZM253 225H251V226L253 227ZM89 226H90V228H89ZM120 226H122V227H120ZM242 226H243V228H241ZM124 227H125V229H123ZM152 227H156V225H152ZM223 227H225V228H223ZM231 228H233V229H231ZM129 229H131L133 231H131ZM194 229H195V231H194ZM219 229L220 230L223 229V231L221 230V232H220ZM39 230H42L43 234ZM250 230H251V228H250ZM128 231H131V232L128 233ZM213 231H214V234H213ZM225 231H226V233H224ZM230 231H233V233L235 232L233 234V236H235V240L237 241L236 242L234 240L235 241L234 242L231 239L232 243H233V245L232 244L231 245H232V247L234 246L233 248L231 247V249H230V246H229V243H228V242H231V241H229V240L227 241L226 240L227 243H225V241L222 242V240H221L224 236L227 237V238L229 236H232V232H230ZM247 231L250 232V234H248V235H250L248 237L249 239L245 238L246 235H247L246 234ZM37 232H40V234H38ZM52 233H55L56 236L54 234L52 235ZM90 233H94V234L91 235ZM127 233H128V235H127ZM215 233H216V235H215ZM227 233H228V235H227ZM95 234L98 236V238H97V236ZM101 234H105V235H102V236H105L104 239H102L103 237L101 236ZM219 234L222 235V236H223V234H225V235L223 237L221 236L222 237L221 238ZM129 235H131V237ZM212 235H214V236H212ZM238 235H239V237H238ZM99 236H101V237L99 238ZM203 236H206V237H203ZM236 236L238 237V239H237ZM121 237H123V238H121ZM214 237L216 239H218V241L216 239L214 240ZM225 237H224V239H226ZM250 237H252L253 239H251ZM7 238H9V239H7ZM54 238H57V239H54ZM177 238H178V240H177ZM126 239L127 240L131 239L132 240L131 243L129 242L130 240L127 241ZM245 239L247 240L246 243H249V245H248L249 247L248 246L246 247V245L244 243ZM3 240L5 241V243L3 242ZM116 240H117V242H116ZM119 241H120V243H118ZM121 241L125 245L121 244ZM125 241H127V242H125ZM189 241H192V242H189ZM6 242L8 243L7 245H6ZM114 242H115V244H114ZM209 242H210V244H209ZM175 243H177V244H175ZM111 244H113V245H111ZM139 245H141L142 248L145 246L143 248L142 252H140L142 250L141 247L140 248L138 247L139 249L136 248ZM6 246H7V248H6ZM190 246L193 247L194 250L192 248L190 249ZM227 247L229 248V250H228ZM239 247H241V248H239ZM191 250L193 252H191ZM230 250H232L233 252L230 251ZM180 251H182V250H180ZM194 251L197 252V255H198V257H196L197 259L192 257L193 256L192 254L194 253ZM213 251H215V252H213ZM228 251H230L232 254L230 252H228ZM87 252L92 253V255L94 254L95 258L94 257H88L89 254L87 255ZM229 254H230V256H228ZM177 255H179V253ZM214 255H215V257H214ZM143 256H144V258H146V260L144 258H141ZM200 256H203V257L201 258ZM210 256H211V258H210ZM220 257L221 258L223 257V258L221 259ZM216 258H217V260H216ZM142 259H144V260H142ZM187 261H188V263H187ZM193 261H195V262H193ZM139 262H141V263H139ZM149 264H151V262ZM177 264H180V263H177Z\"/></svg>",
  "mask_w": 264,
  "mask_h": 264
},
{
  "label": "bare ground",
  "instance_id": "2",
  "mask_svg": "<svg viewBox=\"0 0 264 264\" xmlns=\"http://www.w3.org/2000/svg\"><path fill=\"white\" fill-rule=\"evenodd\" d=\"M6 1H8V0H6ZM6 1H4V4L2 5V6H6L7 5V7H5V8H7L8 9V7H9V10H8V12H6L7 14L10 12V10H11V8H13L15 5H16V7H19V4H20V6H22V8H24L23 7V3L25 2V3H27V1H29V0H18L17 2H15L16 4H13V2H14V0H11V2H6ZM20 1V2H19ZM42 1V0H41ZM47 1V0H46ZM58 1H60L58 4H59V6L61 7V11H60V7L58 6V4L57 5H54V7H51V8H56V9H58L59 10V12L61 13V15H60V13L58 14L56 11H54V12H56V13H54V12H52L51 11V13H53V14H50V15H52L51 17L49 16L48 18L46 17V20H45V22H46V24L45 23H42V21H43V19H42V21H41V19H39V21H38V18H40V17H42L41 15L40 16H38V15H36L38 18H37V21H36V17L34 16V19H35V22H34V20H33V16H32V18H31V16H30V21L31 20H33V21H31V22H29V24L31 25H29L28 24V22L26 23L27 25H29V26H24V28H23V30L25 31V32H22V27H23V25H24V19H25V17H26V15L24 16V18L21 20V18L20 19H18L19 21L16 23L15 22V24H19L18 26H20L21 25V28L19 27V29L21 30L20 31V35L22 34V35H24L21 39H20V37L22 36H20L19 38H17V40H20L21 41V46L22 45H24L25 43H26V41L28 40L29 42L28 43H26L25 44V47L24 48H22L23 50H22V52L23 53H21V54H23L22 56H19L20 58H23V59H25L24 58V56H25V54H26V52H27V50L29 51L30 49H29V47H31V49L33 48H35V50H34V52H35V55L37 54V53H41L42 51H44L43 52V54L40 56V54H38L39 55V57L42 59V57H43V59H44V62L46 61H48L49 60V62H47V63H49L50 65H48V66H46L47 65V63H46V65H44V66H46L45 67V69L44 70H41L40 69V64H37L38 63V61H37V58L34 60V62H32V65H33V63L34 64H36V65H38L39 66V69L38 68H36L37 69V72H35V73H37V75L35 76V77H38L37 79H35V80H37L38 82L37 83H39L40 85H41V87H43V88H45V86H46V84H48V83H44L43 82V80H45L44 78L46 77V80L49 78V76L51 77V75L53 74L54 76L53 77H51L52 78V81H54L52 84V88L54 89V86H55V89H56V87H57V90H58V88L60 87H58V86H56V85H54V83L56 82V79L54 78V77H56L57 78V81H61L62 82V79H63V81H65V82H68L67 80V78H69L68 76H66L67 74H64V72H62V74L60 75H58V73H59V71H61L60 70V68L62 69V70H65V72H74L75 70V73H74V76H78L79 75V77H78V79H80L81 78V76L83 77L84 76V78H85V80H89V82L91 83V81H92V79H94L95 81H96V84L97 83H99V82H97L98 81V79H99V81H102V80H104L106 77L105 76H109V74H111V75H113L114 73H116V71H119L118 69H116V67L118 66V65H120V63H119V61H121L122 62V60H125V61H123L122 63H121V65H125V62L127 63L128 61H126L127 59H126V54H120L119 52H115L116 53V55H115V53H113L114 51L112 50V52H111V49H112V47L114 46V47H117V46H119V44L118 43H120V40L121 41H124L125 42V40H127L126 42H127V44L128 45H130L131 44V40H132V43H137V41L138 40H140V41H138V43H137V45L135 44H133V46L134 47H139L140 48V52H142V49H146V46H147V44H144L143 45V42L144 41H148L149 39H150V37L148 36V34L150 33V32H148L147 30L148 29H150V27H148V25H147V28H146V26H145V28H144V26H141L139 29H141L142 27V29H141V33L139 34H137V32L135 31L136 29L134 28V31H135V33L137 34V35H132V33H131V31H129V29L127 28V30H125V27H123V31H122V35H124L125 37L126 36H130V38H123V37H121L122 35H119V37H117V41L116 40H114V38H110L109 40L111 41V42H117L116 44H117V46H116V44L115 43H111L109 40V43L111 44H109V43H106L107 45L109 44L110 46H111V48H110V50H109V48L107 47V45L106 46H102V45H94V42L93 43H90V42H92L87 36H89V35H87V36H85V37H87V40H89V41H86L85 43L88 45L89 44V47H87V45H85L87 48H91V49H87L84 45H83V39L85 38V37H81V34L80 33H83V34H90V35H92V36H97V34H96V31L92 28V27H94V28H98V29H96V30H98L99 31V27H101V30L102 29H104L105 27V25H106V22L108 21L109 22V25H111V26H117V27H119L120 25H121V23L119 22V21H113V20H111L110 21V19H111V15H112V13L113 12H117L121 7H123V6H127L126 7V9H124V7H123V9L125 10V11H127V13H131L130 12V10H133V8H131L130 6H132V5H130L129 6V1H127V0H125V1H127V2H125L124 0V2L122 3V0H121V2H120V0H112V3L114 2V5L116 4V6H112V11L111 10H109V8H110V5H112V3L109 1V0H106V2H105V0L103 1L102 0V3H101V0L99 1V0H93V4L94 5H96V1H99V2H97V5H98V7H99V5H105L104 7H99L100 9H104V11L102 10V13L101 14H99V16L100 17H98V19H96V16H95V18H93L92 16H90V15H92V13L94 12L93 10H95V9H93L94 7H93V5L92 6H90L91 8H90V10H89V8H84V7H82L81 5V8H79L80 6H79V3L80 2H83L82 0L80 1V2H78V0H71L70 1V3H71V5H70V3L68 4V3H66V4H64V3H62L61 2V0H56V2H58ZM74 1V2H73ZM117 1V2H116ZM134 1V2H133ZM144 2H142L141 0H132V1H130V4H131V2H132V4L134 5V6H132V7H135L136 6V4H138L139 5V3L140 2H142V3H140V7L144 4V7L146 8V10H148V11H146V10H144L143 12L141 11V13H142V15L143 16H141V14H138V12H139V10H137V9H135L134 11H136V14H137V17L139 16H141L140 17V19H143V20H145V19H147V17L149 16H146V14L145 13H147V12H152L151 11V9H154L156 6H159L160 4H161V1H159V0H152V4H150L151 3V0H147V5L148 6H145V1L146 0H143ZM153 1H155V2H157V4L158 5H156V3L153 5ZM165 0H162V4L160 5L161 7L163 6L164 7V5H166L167 3V1L166 2H164ZM198 1H201L199 4H201L202 5V7H201V14H200V11H199V8H200V6H198L197 4V1H196V6H198V11L199 12H196L197 14H199V15H195L193 18L191 17V21H192V23L189 21L188 23L190 24L191 23V25L192 26H190V28L192 27V29H191V31H194V32H192L191 34H192V39H190V40H192V42L191 41H189V48L191 49V54L189 55V58H188V60H187V63L185 62V65H183V67L181 68L180 67V69H183L184 68V70L183 71H181L180 69H178L179 67H177V69L176 70H178V71H176V74H175V78L174 79H176L175 81L178 83V89H180V88H183V90L184 91H182V92H184L183 94H184V97H182V99L181 100H179V106H177L178 104L176 103L175 105L178 107H176L177 109H176V111H179L178 113L176 112V114H178L177 116H176V118H177V121H179V123H178V125L176 126L177 128H174V129H176V134H175V138L174 137H172L173 139H175L174 141V144H173V147L171 148V146H170V148H167L168 150L170 149V151L172 152V153H170V152H168L169 154H167V152H166V154H164L165 152H163L162 153V155L164 154V155H167V156H165L166 157V159L165 160H167V161H164V160H162V161H164L163 163H164V165L165 164H167L168 163V165H169V171H167V172H164V171H166L167 170V168H165V166L163 167V165H162V168H164V170L162 169V171H161V175L163 176V177H161V178H164V179H161L160 178V180H163L162 181V183H164V181H165V183L164 184H162V188L163 189H161V187H160V190L162 191V193H161V191L159 192V194L161 195H159V197H158V206H159V208H160V210H161V216L159 215V213H157L160 217H158L157 215V217H158V219H160V220H158L157 219V217H154V219L152 220V221H154V220H156V224H154L155 222H153V224L152 223H148V221H147V225L148 226H145L146 228H147V230H149V228H151V230H149L148 231V234H150L151 235V237L149 236V239L148 240H150L149 242H151V244L150 243H148V245H150V246H147V247H149V249H145L144 247V252H145V257H146V254H148V256L149 257H146L148 260L147 261H149V259H150V262H151V264H177V263H180V264H182L183 263V261H184V257L183 256H181L182 254H184L185 253V251H183V249H181V247H184V250H186L185 248H186V246L188 247L189 246V244H188V241H187V239L185 238V237H183L182 235H184V233L185 234H187V231H184V232H182V227H179L178 228V230L176 231V234H174L175 233V230H176V228H175V224H177V221H178V219H180L181 220V218H182V210H181V208H182V202H184L185 201V198H187V196H185L184 197V194L186 193L185 191H184V184H185V180H187L186 178H187V175H188V170H189V167L190 166H188V161H189V157H190V152L192 153V151H191V148H192V142L194 141V138H195V133H196V131H197V129L198 130H200L202 133H203V136L207 139H205V141L203 142V141H201L199 144H201V146L199 147V149L200 150H202V151H204V149L206 148V150L204 151V153L206 152H208L207 150L208 149H210L211 147H214L213 149L216 151L217 149H216V145H218V143L219 144H222L223 146H224V144L227 142L226 141V138L223 136V132L221 131L222 129H220L221 127L220 126H218L217 125V123L216 122H218V121H216L215 122V120L213 121V118H211L210 117V115H208V107L207 108H205V112L202 110V109H204V107L206 106V102H205V95L207 94L206 93V90L208 91V89H209V95H210V97H212L213 99H211V103L213 104L214 103V101L216 100L217 101V103H219L218 101H221V103L222 104H225V106L223 107V105H221L222 107H223V109H225L226 107H227V109H230L229 107H233V108H236V109H238L239 111H241V112H239V113H243L242 112V110H247V109H245L246 107H247V103H248V101H247V96H248V99H250L251 101L254 99V98H252L251 96H253L252 95V93L250 94V92H249V88H250V91H251V89L254 87V86H256L255 84H256V82L254 83V81H255V79H254V77H252V76H255L256 74H258V72L256 71L255 73H252L255 69H253V71L251 70V68H247L248 70H249V72H247V69L244 67H241L242 68V70H241V68H239V70H236V69H238V68H236V67H234L235 66V64H234V66H233V68L231 69L230 68V70H228V69H222L221 67H219V66H217V67H219V68H217V67H213L212 68V66H214L213 65V63H211V58H212V55H214L213 53H215L216 51H214V50H216V49H218V48H216L215 46V38H216V33H217V21H218V17H219V13H220V9H221V4H222V1L223 0H198ZM241 1H243V0H241ZM240 1V2H241ZM249 1H251V0H249ZM254 1H256V0H254ZM30 2V1H29ZM36 2V1H35ZM43 2H44V0H43ZM55 2V1H54ZM73 2V3H72ZM159 2V3H158ZM184 2V1H183ZM252 2V1H251ZM258 2V1H257ZM260 2V1H259ZM7 3V4H6ZM24 3V4H25ZM50 3V2H49ZM62 3V5H60ZM76 3V4H75ZM118 3V4H117ZM121 3V4H120ZM163 3H164V5H163ZM166 3V4H165ZM172 3V2H171ZM253 3V2H252ZM9 4V5H8ZM39 4V3H38ZM38 4H36V6L38 5ZM51 4V3H50ZM49 4V5H50ZM73 4V5H72ZM78 4V5H77ZM83 5L85 4V3H82ZM109 4V8H106L107 7V5ZM123 4V5H122ZM128 4V5H127ZM170 4V3H169ZM182 4V3H181ZM184 4V3H183ZM250 4V3H249ZM26 5H28V3L26 4ZM40 5V4H39ZM42 5V4H41ZM44 5H48V4H45L44 3ZM43 5V6H44ZM97 5L95 6V8L97 7ZM168 5V4H167ZM166 5V6H167ZM172 5V4H171ZM259 5V4H258ZM58 6V7H57ZM73 6V7H72ZM118 6V7H117ZM121 6V7H120ZM150 6L152 7V8H150ZM176 6V5H175ZM182 6V5H181ZM195 6V5H194ZM195 6V7H196ZM250 6V5H249ZM262 6V5H261ZM48 7V6H47ZM75 7H77V9L75 8ZM116 7V8H115ZM144 7H141V8H144ZM148 7V8H147ZM169 7V6H168ZM172 7V6H171ZM179 7V8H178ZM252 7V6H251ZM4 8V9H5ZM21 7H20V9H22ZM74 8H75V10H74ZM82 8H84L83 10H81ZM115 8V9H114ZM128 8V9H127ZM135 8H137V7H135ZM144 8V9H145ZM158 7H156L155 9H157ZM166 8V7H165ZM181 7H180V5H178L176 8H175V11H177V10H179ZM197 8V7H196ZM256 7H254L253 9H255ZM259 8V7H258ZM257 8V9H258ZM7 9H6V11H7ZM91 9H92V11H91ZM97 10H98V8H96ZM114 9V10H113ZM118 9V10H117ZM122 9V8H121ZM161 9V8H160ZM177 9V10H176ZM41 10V9H40ZM70 10H72V11H70ZM74 10V11H73ZM81 10V11H80ZM89 10V12H91L90 14H88L87 13V11ZM117 10V11H116ZM163 10H165L164 8H163ZM162 9H161V11H163ZM195 10H197V9H195ZM250 10V9H249ZM252 10V9H251ZM15 11V10H14ZM16 11H18V10H16ZM50 11V10H49ZM70 11V13H68V12ZM96 11V10H95ZM125 11H123V12H125ZM158 11H160V10H158ZM172 11V10H171ZM180 11V10H179ZM179 11H177V12H179ZM185 11V10H184ZM256 11V10H255ZM26 12H27V10H26ZM65 12V13H64ZM77 12V13H76ZM107 12V13H106ZM145 12V13H144ZM157 12V11H156ZM166 12H167V9H166ZM166 12H164L163 14L164 15H162V14H160L159 15V13H157L159 16H161V19H162V24L159 26H157L156 27V29H159L160 30V32H165L166 33V30H168L169 29V25H167L165 22L167 21H169V23L172 25V27L173 28H177L178 26H176V23H178V21H177V19L175 18V14L174 13H172L173 14V16H168V17H173V18H175V19H173L172 21L171 20H167V15H169V14H166ZM181 12V11H180ZM253 12V11H252ZM11 13V12H10ZM10 13H9V16H10ZM22 13V12H21ZM43 13H45L44 11H43ZM105 13V14H104ZM161 13V12H160ZM168 13H171V12H169L168 11ZM251 13V12H250ZM258 13V12H257ZM256 13V14H257ZM14 14V13H13ZM12 14V17L15 15H13ZM40 14H42V12L40 13ZM80 14V15H79ZM82 14V15H81ZM109 14H110V17H108L109 16ZM123 14V20H124V23H129V25H130V27H132L131 26V22L130 21H127L126 22V19L128 20L129 19V16H130V18H132L133 17V15H135L134 17H136V14H134L133 13V15L131 14V15H126V16H124L125 14L124 13H122ZM121 14V15H122ZM148 14V13H147ZM152 14H155V16H156V13H150V17H152L151 15ZM166 14V15H165ZM172 14H170V15H172ZM181 14V13H180ZM253 14V13H252ZM19 15V14H18ZM43 15V14H42ZM59 15V16H58ZM68 15V16H67ZM71 15H73V16H71ZM87 15V16H86ZM175 15V16H174ZM183 15H184V12H183ZM264 15V14H263ZM8 16V17H9ZM21 16V15H20ZM55 16V22H53V24L51 25L50 23H51V20L53 19L52 17H54ZM67 18H66V17ZM71 16V17H70ZM76 16H80L81 18V20L83 19V18H85L84 20H82V27H81V25L80 26H78V27H80V28H82L81 30L78 28V30L79 31H77L76 33H78V34H80V37H79V35H73L71 38H69L70 40H66V39H64V38H66V37H64L63 38V40H62V37L64 36V33H66L67 31V34H69V31L70 30H68V28L66 27L67 25H69V26H71L72 27V30H73V24H70V22H72V21H74L75 22V20L77 21V19H76ZM88 16H89V18H88ZM146 16V17H145ZM154 16V15H153ZM154 16V17H155ZM182 16V15H181ZM199 16V18H196V17H198ZM23 17V16H22ZM57 17V18H56ZM65 18V20H69L68 21V24L67 23H61V22H63L64 20H62V18ZM75 18V20H74V18ZM83 17V18H82ZM89 19H87V18ZM90 17L91 18H93V19H91V21H90ZM124 17H125V19H124ZM143 17H145V18H143ZM2 18H4V17H2ZM51 18V19H50ZM72 18V19H71ZM102 18H104L103 19V22L101 21L102 20ZM153 18V17H152ZM181 18V17H180ZM254 18V17H253ZM262 18V17H261ZM260 18V19H261ZM5 19V18H4ZM17 19V18H16ZM45 19V18H44ZM79 18H78V20H80ZM96 19V20H95ZM100 19V20H99ZM134 19V18H133ZM161 19H158V20H160L161 21ZM6 20V19H5ZM7 20H8V18H7ZM22 21V23L23 24H21V23H19V22H21ZM24 20V21H23ZM56 20H57V22H56ZM58 20L60 21V22H58ZM80 20V21H81ZM95 20V21H94ZM98 20L100 21V24L98 23ZM107 20V21H106ZM123 20H122V22H123ZM143 20H142V22H140V24L142 25L143 24ZM157 20V19H156ZM257 20V19H256ZM255 20V21H256ZM262 20H264V17H263V19ZM3 21V20H2ZM15 21V20H14ZM49 21V22H48ZM87 21V22H86ZM106 21V22H105ZM112 21H113V24H112ZM148 21H149V18H148ZM159 21V22H160ZM253 21V20H252ZM34 22V23H33ZM37 22H40L41 23V26L39 25L40 23H37ZM84 22H86V24L84 23ZM96 22V23H95ZM101 22H102V24H101ZM139 22V21H138ZM137 22V23H138ZM37 23V24H36ZM54 23H57V24H59L60 23V25L58 26V25H55ZM88 23H90V24H88ZM93 25H92V24ZM116 23V24H115ZM120 23V24H119ZM123 23V24H124ZM158 23V22H157ZM245 23H247V22H245ZM253 23V22H252ZM12 24V23H11ZM10 24V25H11ZM44 24V25H43ZM50 24V25H49ZM61 24H63L64 25V27H63V25H61ZM67 24V25H66ZM75 24V23H74ZM83 24L85 25V26H83ZM118 24V25H117ZM127 24H125V25H127ZM144 24V25H145ZM189 24H188V26H189ZM249 24V23H248ZM7 25V24H6ZM39 25V26H38ZM46 25H48V26H46ZM91 25V26H90ZM102 25H103V27H102ZM107 25H108V23H107ZM106 25V26H107ZM138 25V24H137ZM250 25V24H249ZM248 25V26H249ZM254 25V24H253ZM43 26V27H42ZM49 26H52L51 28H53V29H51V28H49ZM54 26H56V28H60V30L58 29H56ZM58 26V27H57ZM140 26V25H139ZM180 26V25H179ZM1 28H2V25L0 26ZM10 27V26H9ZM38 27V28H37ZM128 27V26H127ZM155 27V26H154ZM153 27V28H154ZM254 27V26H253ZM8 28V27H7ZM42 28V29H41ZM43 28H45V29H43ZM87 28V29H86ZM138 28V27H137ZM178 28H180V27H178ZM40 31H39V30ZM48 29V30H47ZM51 29V30H50ZM91 29V30H90ZM132 29V28H131ZM143 29H144V31H143ZM155 28L154 29H152V31H153V33H154V31L156 30ZM181 29V28H180ZM8 29H6V30H4V31H7ZM44 30H46V31H44ZM75 30H76V28H75ZM88 30V31H87ZM100 30V31H101ZM146 30V31H145ZM4 31H2L0 34H2V33H5ZM10 30H8V32H9ZM12 31V30H11ZM17 31V30H16ZM16 31H12V32H16ZM29 31H30V33H29ZM48 31V32H47ZM49 31H50V34H49ZM53 31V32H52ZM65 31V32H64ZM90 31V32H89ZM97 31V33H99ZM124 31L126 32V33H124ZM157 31V30H156ZM171 33H170V32ZM180 30H177V31H173L174 33H175V35H173L174 33L172 32V30H171V28H170V30H168V34H169V36L170 37H172V39H173V37L174 38H176L175 36H179V35H177L178 33L177 32H179ZM8 32L6 33V36H7V34H8ZM12 32H9V34H10V36L12 37V36H16L17 34H14V35H12L13 33ZM37 32H39L38 34H37ZM44 32V33H43ZM86 32V33H85ZM128 32L129 33H131V34H128ZM145 32H148V34H147V37H146V33ZM227 32V31H226ZM33 33V34H32ZM43 33V34H42ZM45 33H48V34H45ZM119 34H120V32H118ZM118 33H117V35H118ZM164 33V34H165ZM224 33V32H223ZM30 34H31V36H30ZM35 34H36V36H37V38H36V36H35ZM56 34H58V35H56ZM60 34V35H59ZM110 34V33H109ZM145 34V35H144ZM161 34V33H160ZM172 36H171V35ZM225 34V33H224ZM236 34V33H235ZM234 34V35H235ZM35 36V39H36V43H34V38H33V36ZM40 35V36H39ZM47 35H49V37L47 36ZM114 35V34H113ZM143 35L146 37V39H145V37H143ZM163 35V34H162ZM162 35H160L161 37H160V39L162 38ZM19 36V35H18ZM30 39V37H32L31 39L32 40H29L27 37ZM44 36V37H43ZM57 36V37H56ZM112 36V34L110 35V37ZM128 36V37H129ZM134 36V37H133ZM168 35H166V36H164V38L165 39H162V40H166V37H167ZM168 36V37H169ZM193 36H194V38H193ZM195 36H196V39H195ZM224 36H226V34L224 35ZM53 37V38H52ZM59 37L61 38V40H62V43L63 42H65L66 43V45H67V47H69L70 46V48H68V49H71V44H69V42L71 43H74V44H72L73 46V49L72 50H74L75 51V53H74V56H76V58L77 59H80L81 58V60H79V62L80 61H82V62H80L79 63V68H78V66L74 63V61L72 62V61H70L71 59H73V57L72 56H68V53L66 52V56H68V57H66L67 59H66V62L68 63V62H71L70 64H72V65H74V66H72V67H74V68H68V65L69 64H67L66 66H64V64H62V62H61V64H60V62H58V60H54L55 62L57 61L58 62V65H59V67L57 66V62L54 64V61L52 62L48 57H49V55L48 54H50L51 55V51H52V46H54V45H56V44H51V43H55L56 41H58L59 40ZM77 37V38H76ZM78 37H79V39H81V41L80 42H76L77 41V39H78ZM90 37V36H89ZM139 37V38H138ZM142 37H143V39H142ZM189 37V38H190ZM227 37V36H226ZM16 38H14V40L16 39ZM39 38V39H38ZM46 38V39H45ZM55 38L57 39V40H55ZM73 38H75L74 40H73ZM120 38V39H119ZM159 38V37H158ZM179 38V37H178ZM220 38V37H219ZM225 38V37H224ZM10 39H12V38H10ZM25 41H23V40ZM43 39V41H40V40H42ZM129 39V40H128ZM135 41H134V40ZM137 39V40H136ZM153 39H156V38H153ZM168 40H169V38H167ZM217 39H218V37H217ZM222 39V38H221ZM220 39V40H221ZM229 39V38H228ZM45 40V41H44ZM47 40V41H46ZM72 40V41H71ZM76 40V41H75ZM162 40H160V41H162ZM174 40L175 39H173V42H174ZM177 41H178V39H176ZM175 40V41H176ZM223 40V39H222ZM225 40V39H224ZM227 40V39H226ZM10 41V40H9ZM20 41H19V43H20ZM76 43H75V42ZM107 41V42H108ZM130 43H129V42ZM23 42V43H22ZM31 42V43H30ZM39 42V43H38ZM45 42H47V44L45 43ZM49 42V43H48ZM125 42V43H126ZM140 42H141V44H142V46H141V44H140ZM159 42V41H158ZM158 42L156 41V43L158 44ZM165 42V43H164ZM163 43L162 42H159V44H158V48H159V50H160V52H163L162 50H164V52L166 51V50H168V51H171L172 52V47L173 46H175V44H170L171 45V49H167V47H169L170 48V45L168 46V42H166V41H164ZM170 42H171V40H170ZM191 42V43H190ZM195 42V44H193ZM8 43V42H7ZM19 43H15V44H17L16 46L18 47V45H19ZM42 44V46H44V47H42L41 46V44ZM145 43V42H144ZM163 45H162V44ZM167 43V44H166ZM177 43V42H176ZM215 43V44H214ZM221 43V42H220ZM6 44V43H5ZM4 44V45H5ZM27 44H28V46H27ZM51 44V45H50ZM140 44V45H139ZM219 43H217V45H218ZM222 44V43H221ZM9 45V44H8ZM58 45V44H57ZM79 47H78V46ZM146 45V46H145ZM151 45V44H150ZM150 45L148 44V46H147V51L144 49V51L145 52H148L149 50H148V48L150 49ZM162 45V46H161ZM177 46H178V44H176ZM187 45V44H186ZM185 45V46H186ZM192 45H194V47L192 46ZM231 45V44H230ZM6 46V45H5ZM14 46V45H13ZM33 46V47H32ZM37 46V47H36ZM75 46V47H74ZM109 46V47H110ZM130 46H132V44L130 45ZM161 47V49H160V47ZM180 46V45H179ZM183 46V45H182ZM191 46V47H190ZM219 46H221V45H219ZM11 46L9 45V48H10ZM23 47V46H22ZM42 47V48H41ZM47 47H50V49L49 48H47ZM59 47V45L57 46V48ZM100 47L102 48L101 50H99L100 49ZM113 47V48H114ZM153 47H155V46H153ZM181 47V46H180ZM180 47H175V48H173V52L175 51V52H177L178 50H181L180 49ZM223 48H224V46H222ZM227 46H226V44H225V48H226ZM229 47V46H228ZM7 47H5V51L7 50L6 49ZM12 48V47H11ZM25 48H28V49H25ZM42 50H41V49ZM48 50H50V51H48ZM55 48V47H54ZM75 48V49H74ZM99 48V49H98ZM156 48V50L157 51H159L158 49H157V46L155 47ZM176 48H178V50L176 51L175 49ZM184 48V47H183ZM183 48H182V50H183ZM221 48V47H220ZM230 48V47H229ZM80 49V50H79ZM81 49L83 50H85L86 49V52H88L89 53V56L88 57H86V58H84L83 57V55L80 53L81 52ZM94 49V50H93ZM105 49V50H104ZM222 49V48H221ZM4 50V49H3ZM9 50H11V49H9ZM20 50V49H19ZM24 50H26V52L24 51ZM41 50V51H40ZM46 50L48 51V54L46 53ZM58 50H60L59 48L57 49V50H55V49H53V51H52V55L55 57H57L60 53H61V51H58ZM77 50H79V51H77ZM88 50V51H87ZM91 50V51H90ZM96 50V51H95ZM220 50V49H219ZM63 51V50H62ZM73 51V52H74ZM94 51V52H93ZM102 51H104V52H102ZM144 51L142 52V56H139L138 58H140V59H142V61H143V63H144V61H146L147 60V57L145 56V54H144ZM152 51V52H151ZM154 48H153V50H150V52H148V54H150L151 56H152V54H154L156 51H154ZM214 51V52H213ZM261 51V50H260ZM11 52V51H10ZM9 52V53H10ZM16 51L14 50V53H15ZM25 52V53H24ZM33 52V51H32ZM33 52V53H34ZM60 52V53H59ZM65 52V51H64ZM79 52V53H78ZM92 52V53H91ZM99 52V53H98ZM167 52V51H166ZM174 52V53H175ZM180 52V51H179ZM213 52V53H212ZM219 53L221 52L222 54L224 53V52H222L221 50L220 51H218ZM2 52H0V54H1ZM4 53V52H3ZM1 54V56L2 55H4V54ZM6 53H8L7 51H6ZM17 53V52H16ZM46 53V54H45ZM104 54V56L102 55V54ZM106 53V54H105ZM113 53V54H112ZM139 53V52H138ZM137 53V54H138ZM185 53V52H184ZM20 54V55H21ZM45 54V55H44ZM58 54V55H57ZM94 54V55H93ZM108 54V56H112L111 58H110V60H109V58H105V56ZM111 54V55H110ZM156 54H157V52H156ZM169 55H170V52L168 53ZM217 54V53H216ZM217 55L216 56V59L215 58H213L215 61H217V58H219V57H221V56H223V55H225V53L223 54V55ZM7 55V54H6ZM6 55L5 56H2L1 57V59H0V62L2 63V65H3V68H2V66H1V68H0V73L1 74H5V75H11L10 73H12L13 72V69H14V67H16V72L19 70L18 68H20L18 65H19V63L17 62V65L15 64V63H11L10 62V59H9V63H8V58H5L6 60H7V62L6 61H4L5 59H4V57H6ZM10 55L12 56L13 55V53H10ZM16 55V54H15ZM30 55H31V53H30ZM38 55H37V57H38ZM46 56L47 55V57H45V58H47V60L44 58V56ZM51 55V56H52ZM79 55V56H78ZM82 55V56H81ZM118 55V56H117ZM120 55V56H119ZM125 55V56H124ZM127 55H129L128 53H127ZM140 55V54H139ZM145 57H144V56ZM162 55V54H161ZM174 55L175 54H171V56L170 57H174ZM178 55V54H177ZM227 55V54H226ZM264 55V54H263ZM27 56V55H26ZM25 56V57H26ZM34 56V55H33ZM114 56V57H113ZM219 56V57H218ZM32 57V56H31ZM92 57H94V58H92ZM121 57L122 58H124V59H122L121 60ZM144 57V58H143ZM153 57H155V58H153ZM152 58H153V61H154V59H156V57L158 58L159 57V54H157V56H153ZM168 57V56H167ZM185 57V56H184ZM258 57V56H257ZM17 58V57H16ZM34 58V57H33ZM89 58V59H88ZM115 58V59H114ZM118 58H120V60L118 59ZM137 58V57H136ZM160 58H161V56H160ZM14 59V58H13ZM40 59V60H41ZM43 59H42V62H43ZM59 59H61V55H60V58ZM91 59H92V62H91ZM105 59H106V61L107 60H109V62L108 63H106L105 62ZM133 59V58H132ZM131 59V60H132ZM145 59V60H144ZM172 59V58H171ZM3 60V61H2ZM19 60H21V59H19ZM28 60V59H27ZM32 60V59H31ZM30 60V61H31ZM39 60V59H38ZM40 60H39V62H40ZM62 60H64V58H62ZM97 60V61H96ZM117 60H119V61H117ZM151 60V59H150ZM156 60H158V61H160L159 59H156ZM190 60V61H189ZM238 60V59H237ZM17 61V60H16ZM114 61V62H113ZM134 61V62H133ZM133 61L131 62L133 65H132V68L133 69H136L138 66H139V68H141L140 66L142 65L139 61H137V60H135V57H134V59H133ZM136 61V62H135ZM141 61V60H140ZM231 61H233V60H231ZM234 61H235V59H234ZM233 61V62H234ZM238 61H240V60H238ZM43 62V63H44ZM100 62H102V63H100ZM111 62H112V64H111ZM117 62L119 63V64H117ZM139 64H141V65H139ZM212 62H214V61H212ZM242 62V61H241ZM240 62V63H241ZM4 63H5V65H4ZM8 63V64H7ZM11 63V64H10ZM29 63V62H28ZM74 63V64H73ZM83 63H84V65H83ZM87 63V64H86ZM93 63V64H92ZM113 63H115V64H113ZM155 63H156V61H155ZM159 63V62H158ZM161 63V62H160ZM190 63V64H189ZM9 66V67H11V69L10 68H8L9 70H7V67H5V66H7V65ZM12 64H15L14 65V67H12L13 65ZM30 64V63H29ZM28 64V65H29ZM89 64V65H88ZM92 64V65H91ZM95 64V65H94ZM100 64V66H98ZM104 66H102V65ZM151 64V63H150ZM153 64V63H152ZM189 64V65H188ZM211 64H212V66H211ZM22 65V63L20 64V66ZM88 65V66H87ZM114 67H113V66ZM120 65V66H121ZM145 65V64H144ZM167 65H169V64H165V66H167ZM23 67L24 66H26V64H24V65H22ZM22 66H21V68H22ZM76 66V67H75ZM92 66L94 67H96V68H99V71L101 70V72H102V75L105 77H102L103 79H101V77H100V75H101V72H100V75H98L99 76V78L97 77L96 79H95V77H92V73L94 74V72L93 71H95L97 74L99 73V72H97V69H95V67L93 68V70H92ZM105 66H109L107 69H106V67ZM136 66V67H135ZM149 66H152V65H149ZM160 66V65H159ZM158 66V67H159ZM162 66H164V65H162ZM164 66V67H165ZM221 66V65H220ZM243 66V65H242ZM30 67H31V65H30ZM34 67V66H33ZM36 67V66H35ZM42 67V66H41ZM48 67V68H47ZM67 67V68H66ZM69 67H71L70 65H69ZM84 67V68H83ZM86 67V68H85ZM102 67H103V69H102ZM114 69H113V68ZM147 67V66H146ZM185 67H187V69H185ZM223 67H225V66H223ZM230 67V66H229ZM238 67H240V66H238ZM248 67V66H247ZM6 68V69H5ZM59 69L57 72H56V70L57 69ZM64 68V69H63ZM80 68L82 69H84V70H86L87 71V73H88V70L90 69V70H92L91 72H89L88 74L90 75V77H88L89 75H85L86 73L84 72V70H81L82 72H80ZM88 68V69H87ZM138 68V69H139ZM160 68H162V67H160ZM212 68V69H211ZM228 68V67H227ZM25 69V68H24ZM31 69H33L32 67H31ZM36 69H34V70H36ZM47 69V70H46ZM69 69V70H68ZM73 71H72V70ZM78 69V70H77ZM107 71H106V70ZM111 69V70H110ZM163 69V68H162ZM167 69V68H166ZM234 69L236 70V71H234ZM245 69V70H244ZM6 70V71H5ZM28 71H30V72H32L31 70H29V68L27 69ZM27 70H26V72H25V70H24V74L25 73H27ZM40 70V71H39ZM50 70V71H49ZM51 70H52V72H51ZM115 70V72H113ZM261 70V69H260ZM15 71V70H14ZM20 71V70H19ZM18 71V73H19V75H20V72ZM44 72V74H45V72H47L45 75H43V72ZM105 71V72H104ZM113 72V74L112 73H109V72ZM250 71H252V72H250ZM5 72H7V74L5 73ZM8 72H10L9 74H8ZM16 72H13V75H16ZM38 72H39V74L43 77V78H41V76L38 74ZM54 72H56V75L54 74ZM80 74H79V73ZM106 72H108V73H106ZM141 72H142V70H141ZM174 72H175V70H174ZM236 72H238V73H236ZM248 73V74H246V73ZM15 73V74H14ZM34 73V74H35ZM50 75H49V74ZM61 73V72H60ZM83 73V74H82ZM119 77L120 76H122L120 79H122L123 77H124V75H125V73L124 74H122V72H120L119 71ZM143 73V72H142ZM141 73V74H142ZM250 73H251V75L252 74H254V75H250ZM0 74V75H1ZM4 74H3V76H4ZM77 74V75H76ZM238 74H239V76H238ZM261 74V73H260ZM259 74V75H260ZM30 74L28 73V75L27 74H25V76L27 77L28 76V78L27 79H29L30 78V76H29ZM31 75H32V73H31ZM49 75V76H48ZM63 75H65V76H63ZM110 75V76H111ZM115 75H117L118 76V73H116ZM241 75V76H240ZM246 76V78H245V76ZM248 75H250V76H248ZM259 75H258V77H259ZM7 76V77H8ZM59 76V77H58ZM109 76V77H110ZM114 76V75H113ZM134 76V75H133ZM233 76V77H232ZM264 76V75H263ZM262 76V78L264 79V77ZM1 77H2V75H1ZM6 77V76H5ZM13 77V76H12ZM20 77L21 76H19L18 78L19 79H16L18 82H20V85L22 86L23 84H21V82H23L21 79H20ZM33 77V75L31 76V78ZM40 77V78H39ZM62 78V79H60L59 80V78ZM86 77L88 78V79H86ZM115 77V76H114ZM119 77H117L116 79H118ZM155 77V75L152 77L153 78V82L154 81H156V82H154V83H152V84H154V85H159V87H160V80H159V78L158 77H156V79L154 78ZM238 77V78H237ZM242 77V78H241ZM252 77V79H250ZM25 78V77H24ZM55 80H54V79ZM67 80H66V79ZM74 79H71V81L70 82H68V87L66 88L65 87V85L63 86L62 85V87L63 88H66L67 90L68 89H70V90H68L70 93L68 94L69 96H70V94L71 95H76V92H75V89H74V87L73 86H75V88H77V85H78V83H79V85H81V82H79V81H77V78L76 77H73ZM108 78V77H107ZM112 78V77H111ZM110 78V79H111ZM128 78H130V79H128ZM128 78L126 77L125 79H126V82L127 81H129V80H134L135 78H131V77H129L128 76ZM137 78H139V77H137ZM142 77H140V79H141ZM256 78V77H255ZM3 79V78H2ZM6 79V81H7V78H5ZM23 79V78H22ZM39 79V80H38ZM115 79V80H116ZM120 79H118V80H120ZM128 79V80H127ZM140 79H136L135 81H129V82H132V84H134V82H136V85L138 84L139 85V87H141V85H142V81H144V77L140 80ZM151 78L150 77H148V80H150ZM246 79L248 80H250V81H252V84H253V87H252V85L250 84L249 85V82L248 83H246L247 81H246ZM257 79V78H256ZM260 78H258L257 79V84L259 83V80ZM8 80H9V78H8ZM15 80V85H12V87H18V84L19 83H17V81ZM23 80H25V79H23ZM40 80H42L41 82H39ZM45 80V81H46ZM51 79L49 78V81H50ZM70 80V79H69ZM73 80V81H72ZM114 80V81H115ZM118 80H116L115 81V83H114V81H113V78H112V84L117 88V85H119L120 86V84H121V80L119 81L120 82V84H118L117 83V81ZM123 80V79H122ZM235 80V81H234ZM236 80L238 81L237 83H236V88L233 86V84H235V82H236ZM262 80V79H261ZM48 80H47V82H49ZM77 81V82H76ZM82 81V80H81ZM94 81V82H95ZM139 81H141V82H139ZM30 82V81H29ZM29 82H28V84H29ZM65 82H63V84L65 83ZM74 83V84H72V83ZM122 82H124V81H122ZM150 82V81H149ZM233 82V83H232ZM6 82H5V80H3V81H1V85H0V94H2L3 93V91L6 89V84H5ZM32 83V82H31ZM42 83V84H41ZM83 83V82H82ZM93 83V82H92ZM103 83H104V81H103ZM108 83H111V81H109V79H108V82H106L105 81V84H107L106 86L109 88V86H108ZM117 83V84H116ZM144 83H145V81H144ZM156 83V84H155ZM14 84V83H13ZM38 84V85H39ZM49 84H50V82H49ZM47 85L48 86V90L46 89L47 88V86H46V88L44 89L45 90V92H44V90H43V88H41L43 91V94H42V97H43V95L44 94H46V97H48V95H47V93L49 92V94H54V95H49V97L51 98V100L53 101V99L55 100L56 98L58 99V97L60 96V94H59V96L57 97L56 96V94H58V93H56V90L54 89V90H51L52 88L50 87V85ZM57 85H58V83H56ZM123 84V83H122ZM121 84V86L120 87H122L123 85ZM147 84V83H146ZM247 84V85H246ZM19 85V87L20 88H22L21 86ZM25 85V87H26V84H24ZM66 85V86H67ZM70 85L72 86L71 88H69L70 87ZM84 85V84H83ZM83 85H81V86H83ZM103 84H101V86H102ZM126 85V84H125ZM136 85H134V87L136 86ZM138 85H137V87H136V92L134 91V96H135V98L136 97H138L141 93H143V94H141L139 97H141V100H143L144 99V101H142V102H144V104H147V102L148 101H150L151 102V100H153V101H155V98L156 97H153V95L154 94H156V95H154V96H160V95H157V94H160L157 90H155L156 92H158V93H156V92H153V90L151 89V88H149L150 89V91H152L153 93V95L150 93V92H148V91H146V90H142L141 88H138ZM179 85H181L180 86V88H179ZM207 85V88L205 87ZM6 86V87H5ZM35 86V85H34ZM37 86V85H36ZM81 86L79 87V89L81 88ZM118 86V87H119ZM129 86V85H128ZM133 85H131V87H132ZM146 86V85H145ZM229 86H233V87H231V90H230V88H229ZM239 86V87H238ZM251 86V87H250ZM61 87V90L59 91H57V92H59V93H62L63 94V91H65V89L62 91V88ZM102 87H105V86H102ZM142 87L144 88V85H142ZM209 87V88H208ZM237 87H238V89H237ZM245 87V91H244V94L241 96L239 93H241V91L243 90V88ZM248 87V88H247ZM258 87V86H257ZM20 88H15V90H19ZM35 88V87H34ZM38 88H40V86L38 87ZM84 88H85V86H84ZM89 88H90V86H89ZM89 88H87V89H85V90H87L86 92H88V89ZM139 90H138V89ZM147 88V87H146ZM161 88V87H160ZM8 89V88H7ZM11 89H13V88H10V90ZM24 89V88H23ZM40 89V90H41ZM60 89V88H59ZM73 89H74V91H73ZM78 89V88H77ZM76 89V90H77ZM82 89H83V87H82ZM127 89L129 90V91H131L130 90V88H128L127 87ZM131 89H133V90H135L133 87L131 88ZM148 89V90H149ZM235 91H234V90ZM259 89V88H258ZM26 91H27V87H26V89H25ZM30 90V89H29ZM28 90V91H29ZM39 90V92H40V95L39 96H41V91ZM51 90V91H50ZM84 90V91H85ZM90 90H92L93 91V89L92 88H90L89 89V92L91 93V91ZM96 90V89H95ZM103 90V92H106V91H104V90H107V93L109 92L110 93V91L112 92V90H114L113 88L112 89H107V88H104V89H102ZM133 90H132V92H133ZM141 90H142V92H141ZM160 90H162V89H160ZM229 90V91H228ZM240 90V91H239ZM254 90V89H253ZM262 90V89H261ZM12 91V90H11ZM23 91V90H22ZM33 91V90H32ZM37 91V90H36ZM53 91V92H52ZM62 91V92H61ZM99 91V90H98ZM120 92H121V90H119ZM118 91V92H119ZM124 91H126V93H127V90L126 89H124ZM123 90H122V92H121V94L123 95L124 92ZM180 91V90H179ZM239 91V92H238ZM246 91H248V92H246ZM17 91H14V93H16ZM47 92V93H46ZM72 92V93H71ZM89 92L87 93V97H86V99L88 98L89 99V97H91V98H94L95 97V95L97 94V93H95V91H93V93L95 94L94 96H91V94H89ZM114 92H117V91H113L112 93H114ZM137 92H138V94H137ZM141 92V93H140ZM164 92V91H163ZM236 92V93H235ZM243 92V91H242ZM252 92V91H251ZM20 93V92H19ZM22 93V92H21ZM33 93H35V92H33ZM65 94H64V96L66 95V97L67 98H71V97H69L68 95H67V93L68 92H64ZM75 93V94H74ZM108 93V94H109ZM140 93V94H139ZM145 93V94H144ZM147 93H149V94H151V95H147ZM179 93H181V91L179 92ZM234 93V94H233ZM237 93L239 94L238 96H237ZM245 93H248V94H245ZM259 93V92H258ZM85 94L86 93H84V96H85ZM120 94V93H119ZM131 94V93H130ZM183 94H179V96L181 97ZM236 94V95H235ZM262 94V93H261ZM12 95H14V94H12ZM29 95H31V94H29ZM37 95V94H36ZM90 95V96H89ZM93 95V94H92ZM105 95H107V94H105ZM112 95V94H111ZM121 95V96H122ZM125 95H127V96H124L126 99H127V101H129V100H131V101H134L133 99V97L134 96H132V94H131V96H129V94H125ZM143 95H147V96H143ZM208 95V96H209ZM227 95V96H226ZM233 95V96H232ZM251 95V96H250ZM1 97H0V101H3L1 98L4 96V95H0ZM24 96V95H23ZM89 96V97H88ZM104 96V95H103ZM120 96V95H119ZM150 96V97H149ZM162 96H163V94H162ZM178 96V95H177ZM236 98H235V97ZM241 96V97H240ZM244 96V97H243ZM256 95H254V97H255ZM7 97V96H6ZM20 97H22V96H20V95H18L17 94V98H20ZM34 97H35V95H34ZM41 97V100L43 101V98H45V96L42 98ZM53 97H55V98H53ZM74 97V96H73ZM82 97V96H81ZM112 97V96H111ZM123 97V96H122ZM123 97V98H124ZM130 97V99L128 100V98ZM145 97V98H144ZM151 97L153 98V99H151ZM180 97L178 98V99H180ZM232 97H234V98H232ZM250 97V98H249ZM258 97V96H257ZM5 98V97H4ZM3 98V99H4ZM14 98V97H13ZM31 98H32V95H31ZM53 98V99H52ZM60 98H61V96H60ZM64 97H62V99H63ZM96 98H98V95H97V97ZM102 98V97H101ZM148 98V100H146ZM158 98V97H157ZM156 98V99H157ZM231 98V99H230ZM238 98V99H237ZM262 98V97H261ZM23 98H21V100H22ZM35 99V98H34ZM37 99H39L38 98V96H37ZM46 99V98H45ZM64 99H66V98H64ZM63 99V100H64ZM99 99H100V97H99ZM126 99H124V100H126ZM160 99V98H159ZM177 99V100H178ZM236 99H237V101H236ZM258 99V98H257ZM24 100V99H23ZM47 100H49V101H47L48 103H50V105L49 106H52L50 109H49V107L47 108V109H49V110H47V111H54V113H56V110L55 109H53L54 107H53V104L51 105V103H53L49 98L47 99ZM96 99H94L93 101H95ZM123 100V99H122ZM162 100H163V98H162ZM210 100V99H209ZM209 100H207V101H209ZM212 100H213V102H212ZM230 100V101H229ZM255 101H256V99H254ZM11 101V100H10ZM51 101V102H50ZM67 101V100H66ZM65 101V102H66ZM90 101H91V99H90ZM101 101V100H100ZM147 101V102H146ZM216 101H215V104H216ZM223 101V102H222ZM231 101H233V102H235V103H233V102H231ZM251 101H249V102H251ZM32 102V101H31ZM43 102H45V101H43ZM96 103H97V101H95ZM94 102V103H95ZM99 102V101H98ZM102 102H104L103 101V99H102ZM115 102H117V101H115ZM124 101H122V103H123ZM130 102V101H129ZM128 102V103H129ZM236 102H238L237 104H236ZM258 102V101H257ZM263 102V101H262ZM35 103V102H34ZM33 103V104H34ZM68 103V102H67ZM71 104L73 103V102H70ZM149 103V102H148ZM259 103V102H258ZM0 104H1V102H0ZM7 104H9V103H7ZM16 104V103H15ZM44 104V103H43ZM57 104V103H56ZM74 104V103H73ZM72 104V105H73ZM79 104V103H78ZM98 104V103H97ZM100 104H102V103H100ZM143 104V103H142ZM143 104V105H144ZM227 104V105H226ZM230 104V105H229ZM232 104V105H231ZM242 104H245L244 106L242 105ZM10 105V104H9ZM13 105V104H12ZM42 105V104H41ZM47 105V104H46ZM45 105V106H46ZM54 105H55V103H54ZM142 105V106H143ZM203 105H204V107H203ZM214 105V104H213ZM1 106L2 105H0V108H1ZM48 106V105H47ZM59 106V105H58ZM57 105L55 106L56 108L58 107ZM74 106H77V105H74ZM74 106H72V110H74L75 108H74ZM78 106H80V104L78 105ZM77 106V107H78ZM130 106V105H129ZM128 105H127V107H129ZM133 106V105H132ZM147 106H149V105H147ZM158 106V105H157ZM156 106V107H157ZM216 106L217 105H215V106H213V109L214 110H216L217 108H216ZM246 106V107H245ZM263 106V105H262ZM261 106V107H262ZM2 107H4V106H2ZM11 107V106H10ZM105 107V106H104ZM126 107V108H127ZM137 107V106H136ZM219 107V106H218ZM242 107H243V109H242ZM7 108H8V106H7ZM60 108H62V107H60ZM70 108V107H69ZM101 108H102V106H101ZM133 108V107H132ZM152 108V107H151ZM150 108V109H151ZM162 108V107H161ZM256 108V107H255ZM254 107L252 108V112H250V110H247L246 112H250V114H253L254 113V111H255V113L256 114H259V113H257L256 112V110H254L253 111V109H255ZM9 109V108H8ZM62 109H65V108H62ZM68 109V108H67ZM141 109V108H140ZM146 109V108H145ZM163 109V108H162ZM179 109V110H178ZM212 109V108H211ZM221 109V108H220ZM227 109H225V110H227ZM69 110V112H70V109H68ZM115 110V109H114ZM122 110V109H121ZM158 110H159V108H158ZM218 110V109H217ZM237 110V111H238ZM60 111V110H59ZM64 111V110H63ZM85 111V110H84ZM137 111V110H136ZM140 111V110H139ZM163 111V110H162ZM49 112V113H50ZM61 112H62V110H61ZM61 112H60V114H61ZM66 112V111H65ZM74 112V111H73ZM86 112H87V110H86ZM99 112H100V110H99ZM159 111H157V113H158ZM227 112V111H226ZM229 112V111H228ZM233 112V111H232ZM231 112V113H232ZM245 112V111H244ZM260 112V111H259ZM0 113H3V112H1V109H0ZM52 114H53V112H51ZM50 113V114H51ZM62 113H64V112H62ZM133 113V112H132ZM131 113V114H132ZM147 113V112H146ZM150 113V112H149ZM238 113V112H237ZM36 114H37V112H36ZM57 114V113H56ZM128 115H129V112L127 113ZM145 114V113H144ZM144 114H143V116H144ZM228 114V113H227ZM262 114H264V113H261V117H263V119H264V115H262ZM58 115H59V113H58ZM57 115V116H58ZM66 115V114H65ZM125 115H126V112H125ZM127 115V116H128ZM146 115V114H145ZM148 115V114H147ZM160 115H161V113H160ZM164 115V114H163ZM216 115V114H215ZM1 116V115H0ZM54 116V118L57 120H60L61 118H57V116H55V114L53 115ZM59 116H63V115H59ZM71 116V115H70ZM69 116V117H70ZM74 116H76L77 117V115H74ZM132 116H133V114H132ZM234 116V115H233ZM52 117V116H51ZM50 117V118H51ZM126 117V116H125ZM149 117V116H148ZM155 117V116H154ZM158 117H159V115H158ZM179 117H180V120H179ZM246 117V116H245ZM258 117H259V115H258ZM75 118V117H74ZM81 118V117H80ZM84 118H86V117H84ZM83 117L81 118V119H84ZM129 118V117H128ZM141 118H143V117H141ZM147 117H145V119H146ZM53 119V118H52ZM121 120H122V118H120ZM157 121H158V119H157V117L155 118ZM245 119V118H244ZM248 119V118H247ZM54 120V119H53ZM86 120V119H85ZM89 120V119H88ZM118 120V119H117ZM135 120V119H134ZM144 120V119H143ZM156 120H155V122H156ZM199 122H198V121ZM250 120V119H249ZM90 121V120H89ZM124 121V119L122 120V122ZM161 121H162V119H161ZM221 121H222V119H221ZM239 121V120H238ZM240 121H242L241 119H240ZM239 121V122H240ZM34 122H35V120H34ZM55 122V121H54ZM71 122H72V120H71ZM136 122H137V118H136ZM145 122H147V121H145ZM203 123L204 124V130L202 131V128H199V123ZM261 122H263L262 120L260 121L259 120V123H261ZM87 123V122H86ZM126 123V122H125ZM177 123V122H176ZM264 123V122H263ZM36 124H37V122H36ZM35 124V125H36ZM39 124V123H38ZM72 124V123H71ZM88 124V123H87ZM91 124H94V123H91ZM137 124V123H136ZM156 124V123H155ZM257 124V123H256ZM67 125H68V123H67ZM70 125V124H69ZM140 125V124H139ZM198 125V126H197ZM263 124L261 123V126H262ZM38 126V125H37ZM36 126V127H37ZM72 126V125H71ZM146 126V125H145ZM151 126V125H150ZM175 126V125H174ZM232 126H234V125H232ZM231 126V127H232ZM258 126V125H257ZM68 127V126H67ZM70 127V126H69ZM68 127V128H69ZM73 127V126H72ZM142 127V126H141ZM140 127V128H141ZM230 127V126H229ZM228 127V128H229ZM236 127V126H235ZM234 127V128H235ZM243 127V126H242ZM259 127V126H258ZM38 128H39V126H38ZM47 128V127H46ZM55 128V127H54ZM135 128V127H134ZM146 128V127H145ZM144 127L143 128H141V129H145ZM233 128V129H234ZM240 128V127H239ZM48 129V128H47ZM74 129H75V127H74ZM140 129V130H141ZM173 129V130H174ZM230 129H232V128H230ZM230 129H228V130H230ZM39 130H40V128H39ZM73 130V129H72ZM79 130V129H78ZM78 130H77V132H78ZM136 130H138V129H136ZM255 130V129H254ZM253 130V131H254ZM43 131H45V130H43ZM142 131H146V129L145 130H142ZM231 131V130H230ZM235 131V130H234ZM79 132H81L80 130H79ZM78 132V133H79ZM149 132V131H148ZM210 132H212L215 136H214V138H212L211 136H210V134H212V133H210ZM222 132V133H221ZM238 132H239V130H238ZM248 132V131H247ZM255 132H257V131H255ZM254 132V133H255ZM77 133V134H78ZM96 133V132H95ZM94 133V134H95ZM142 133V132H141ZM143 133H145V134H147V132H143ZM235 133V132H234ZM48 134V133H47ZM76 134V135H77ZM144 134V135H145ZM235 134H237V132L235 133ZM241 134V133H240ZM49 135V134H48ZM82 135V133L80 134L79 133V135H77L78 137H80ZM93 135V134H92ZM96 135V134H95ZM95 135H93V137L92 138H94L95 137ZM142 135V134H141ZM144 135H143V137H144ZM150 135L152 136V132L150 131ZM220 135H222L223 137H220ZM229 135V134H228ZM232 135V134H231ZM238 135V134H237ZM248 135V134H247ZM254 135V134H253ZM97 136V135H96ZM140 136V135H139ZM236 135H234V137H235ZM243 136V135H242ZM82 137H84V133H83V136ZM82 137H80V138H82ZM91 137V136H90ZM149 137V136H148ZM238 137V136H237ZM244 137V136H243ZM147 138V137H146ZM197 138V137H196ZM199 138V137H198ZM223 138H225V140L223 139ZM248 138V137H247ZM83 139V138H82ZM95 139V138H94ZM143 139H145V138H143ZM149 139V138H148ZM214 139V140H213ZM217 139V140H216ZM227 139H229V138H227ZM254 139V138H253ZM255 139H257V137L255 138ZM93 139H91V141H92ZM97 140V139H96ZM150 140V139H149ZM235 140V139H234ZM263 141H264V139H262ZM146 140H144V141H141V142H145ZM207 141H210V142H208L207 143ZM229 141V140H228ZM238 141V140H237ZM140 142V141H139ZM155 142V141H154ZM205 142H206V144H205ZM211 142H214L213 144L214 145H212L211 144ZM236 142V141H235ZM258 142V141H257ZM89 143V142H88ZM95 143H97V142H95ZM142 143V144H143ZM145 143H147V141L145 142ZM151 143H153V141H151ZM156 143V142H155ZM237 143V142H236ZM256 143V142H255ZM20 144V143H19ZM92 144V143H91ZM148 144V143H147ZM209 144H211L210 146H209ZM239 144V143H238ZM17 145H18V142H17ZM92 145H94V144H92ZM96 145V144H95ZM262 145H264V143L262 144ZM261 145V146H262ZM42 146V145H41ZM88 146V145H87ZM196 146V145H195ZM195 146H193V147H195ZM88 147H90V146H88ZM197 147V146H196ZM204 147V148H203ZM210 147V148H209ZM22 149H20L21 151H24V150H27V152H28V149H26L25 147V149L23 148V147H21ZM95 148H96V146H95ZM98 148V147H97ZM96 148V149H97ZM133 148V147H132ZM218 148V147H217ZM224 148V147H223ZM60 150H61V148H59ZM59 149H57V150H59ZM89 149V148H88ZM92 150L94 149V148H91ZM141 149V148H140ZM166 149V150H167ZM172 149H174V152L172 151ZM225 149V148H224ZM248 149V148H247ZM259 149V148H258ZM256 150V151H259V150ZM20 150H19V152H20ZM95 150V149H94ZM119 151H121L120 149H118ZM165 150V149H164ZM163 150V151H164ZM199 150V151H200ZM250 150V149H249ZM261 150V149H260ZM111 151V150H110ZM117 151V150H116ZM138 151V150H137ZM212 151V150H211ZM222 151V150H221ZM226 152H227V150H225ZM245 151H247V150H245ZM244 151V152H245ZM26 151H24L23 153H27ZM201 152V151H200ZM218 152H220L219 150H217V153ZM228 152H231L230 150L228 151ZM240 152V151H239ZM261 152V151H260ZM22 153V155H21V153H19L18 154V152H17V157H19V158H17L16 156V158L17 159H14L13 161V164H12V166H11V170L13 171V173H14V175H15V177L19 180V185H12V186H9L8 188H6V187H3V188H5V190H7V191H10L11 193L13 192V193H15V195L17 196L16 197V199L18 198L19 199V201H21V202H23V203H27V204H29L28 206L30 207V205H33L34 204V192H33V190L31 189V187H30V184H29V177H30V175L33 173V171H32V168L30 167V165H28L26 162V160L24 159V154ZM78 153V152H77ZM208 154H209V152H208ZM262 154V153H261ZM19 155V156H18ZM49 155H50V153H49ZM213 155H214V153H213ZM217 155V154H216ZM215 155V156H216ZM226 155H230V154H226ZM232 155H233V153H232ZM244 155V154H243ZM248 155V154H247ZM251 155V154H250ZM263 155V154H262ZM20 156H22V157H20ZM65 156H67V155H65ZM220 155L218 154V157H219ZM231 156V155H230ZM242 156V155H241ZM14 157V158H15ZM68 157H70L69 155H68ZM107 157V155L104 157V158H106ZM200 157V156H199ZM244 157V156H243ZM248 157V156H247ZM250 157V156H249ZM90 158V157H89ZM101 158H103V157H101ZM244 158H246V156L244 157ZM264 158V157H263ZM56 159V158H55ZM132 159V158H131ZM142 159V158H141ZM209 159H212V158H209ZM25 160V161H24ZM52 160H54V159H52ZM67 160H68V158H67ZM70 160V159H69ZM79 160V159H78ZM87 160V159H86ZM217 160H222V159H217ZM238 160V159H237ZM51 161V160H50ZM55 161V160H54ZM60 161H62V160H60ZM75 161V160H74ZM84 161V160H83ZM209 161V160H208ZM225 161V160H224ZM24 163L25 164V167H19L18 166V163ZM56 162V161H55ZM72 162H73V160H72ZM102 162H104V159H103V161ZM101 162V163H102ZM109 162V161H108ZM167 162V163H166ZM46 163H49V161L47 160V162ZM57 163V162H56ZM81 163V162H80ZM238 163V162H237ZM62 164H64L63 162H62ZM58 165H60L59 163H58ZM81 165V164H80ZM106 165V164H105ZM109 165H111V164H109ZM241 165H243V164H241ZM7 166V165H6ZM82 166V165H81ZM244 166V165H243ZM18 167H19V169H18ZM40 166H38V169H40L39 168ZM104 167V166H103ZM168 167V166H167ZM241 167V166H240ZM247 167V166H246ZM264 167V166H263ZM20 168L23 170V172L20 170ZM45 167H43L41 170L42 171H44V172H46L45 171V169L47 168H45ZM83 168V167H82ZM108 168H110V167H108ZM57 169V168H56ZM97 169H99V168H97ZM97 169H95V170H97ZM101 169V168H100ZM18 170H20L21 172H22V175L23 176H25V178L24 179H22L21 177H20V175L18 174L19 172H18ZM48 170V169H47ZM49 170H50V168H49ZM101 170H103V169H101ZM104 170H106V169H104ZM109 170V169H108ZM99 171V170H98ZM210 171V170H209ZM224 171V170H223ZM241 171H243V170H241ZM256 171V170H255ZM101 172H105V171H101ZM101 172H99V173H101ZM108 172V171H107ZM193 172V171H192ZM206 172H207V170H206ZM225 172V171H224ZM236 172V171H235ZM238 172H240L239 171V169H238ZM250 172V171H249ZM254 172V171H253ZM1 174H4V176H2L1 174H0V182L2 183V181H1V178L3 177V178H6L5 177V173H2V171L0 172ZM214 173V172H213ZM223 173V172H222ZM228 173V172H227ZM237 173V172H236ZM240 173H242V172H240ZM50 174V173H49ZM208 175H206V176H209L210 178H209V180L211 181V180H213L214 179V181H212L213 183L215 182H217L218 183V178L217 177H214L213 178V176L214 175H212L211 174V172H209V173H207ZM215 174V173H214ZM224 174V176H226V177H224L225 179H227L228 180V178H229V176H230V178H231V172H230V174L231 175H229V174H227L226 175V173H223ZM251 174V175H250ZM250 178H251V180L253 181H251L253 184H254V187H255V183H257L258 181L256 180V179H253V176H254V178H256L255 176V174L252 176V172H250ZM263 174V173H262ZM112 175V174H111ZM198 175V174H197ZM212 175V176H211ZM215 175H217V174H215ZM240 175V174H239ZM264 175V174H263ZM2 176V177H1ZM191 176V175H190ZM200 176V175H199ZM236 176V180L238 179L237 178V175H233V179H234V181H235V177ZM252 176V177H251ZM204 177V176H203ZM228 177V178H227ZM191 178V177H190ZM202 178V177H201ZM215 178H216V180H215ZM239 178H240V176H239ZM263 178V177H262ZM241 179V178H240ZM259 180H260V178H258ZM189 180V179H188ZM201 180V179H200ZM204 181H205V183L207 184V183H210V182H208L207 180H205V179H203ZM202 180V181H203ZM223 180V179H222ZM256 180V181H255ZM201 181V182H202ZM240 181V180H239ZM223 182H225V181H223ZM241 182V181H240ZM240 182H238V183H240ZM245 182V181H244ZM251 182H250V184H251ZM0 183V184H1ZM42 183H44L45 184V182H42ZM41 183V184H42ZM204 183V182H203ZM228 183V182H227ZM230 183V182H229ZM235 183V182H234ZM44 184H43V186H44ZM225 184V183H224ZM262 184V183H261ZM46 185V184H45ZM161 185V184H160ZM225 185H227V184H225ZM235 185V184H234ZM244 185V183L242 184V182H241V184H240V186H238V185H236V187L238 186V187H240L238 190H239V192L238 191H236L237 193H240L241 191H242V189L241 188H244V187H242ZM257 185H259L260 186V184H257ZM1 186V185H0ZM130 186H131V184H130ZM133 186V188L134 187H136V186H134V185H132ZM140 187V186H139ZM208 187V186H207ZM230 187H232V186H230ZM260 187H262V186H260ZM48 188V187H47ZM210 188H211V186H210ZM223 188V187H222ZM257 188L259 189V187L257 186ZM46 189V188H45ZM44 189V190H45ZM135 189V188H134ZM245 189H246V187H245ZM257 189V190H258ZM264 189V188H263ZM75 190V189H74ZM123 190V189H122ZM136 190H137V193L139 192L138 191V189H137V187H136ZM210 190V189H209ZM208 190V191H209ZM223 190V189H222ZM257 190H256V192H257ZM49 191V190H48ZM121 191V190H120ZM135 191V190H134ZM141 191V190H140ZM261 191H262V193H261ZM142 192V191H141ZM212 192V191H211ZM259 192V193H258ZM258 194L256 193V195L257 196H259V199L258 200H260V198H261V196H262V194H263V190L261 189H259L258 190ZM11 193H9V194H11ZM44 193V192H43ZM119 193V192H118ZM117 193V194H118ZM122 193V192H121ZM123 193H125L124 191H123ZM126 193H128V190H127V192ZM130 193L132 194L133 192H131L130 191ZM129 193V194H130ZM213 193V192H212ZM232 193H234V191L232 192ZM6 194H8V193H6ZM142 194V193H141ZM144 194V193H143ZM203 194H204V191H203ZM210 194V193H209ZM14 195V194H13ZM94 195V194H93ZM133 195H135V193H133ZM137 195V194H136ZM135 195V196H136ZM207 195L208 194H206V195H204V196H206L207 197ZM261 195V196H260ZM264 195V194H263ZM3 196V195H2ZM44 196V195H43ZM64 196H66V195H64ZM95 196V195H94ZM119 196V195H118ZM28 197H30V198H28ZM68 197H69V195H68ZM66 198L65 199V202L68 204V207L70 208V204H69V202H70V200H68L69 198ZM126 197H128V196H126ZM141 196H139L138 197V199L140 198ZM193 197H195V195L193 196ZM205 197V202L207 203L208 202V204L211 202V197L210 198H208V199H211V200H208L207 198ZM209 197V196H208ZM231 197V196H230ZM256 197V196H255ZM6 198V197H5ZM12 198H14V197H12ZM123 198H125V196H124V194H123ZM134 198V197H133ZM137 198V197H136ZM135 198V199H136ZM144 198V197H143ZM189 198V197H188ZM204 198V197H203ZM90 199H93V198H90ZM127 199V198H126ZM135 199H134V201H135ZM140 199H142V198H140ZM195 199H197V200H201V199H198V198H196L195 197ZM238 199V198H237ZM264 199V198H263ZM262 198H261V200H263ZM32 200H33V202H32ZM143 200V199H142ZM193 200V199H192ZM204 200V199H203ZM208 200V201H207ZM235 200H236V198H235ZM13 201H14V199H13ZM17 201V200H16ZM18 201V202H19ZM92 201V200H91ZM108 201V200H107ZM127 201V200H126ZM136 201H140V204H143V203H145V201L143 200V201H141V200H136ZM202 201V200H201ZM213 201V200H212ZM1 202V201H0ZM10 202V201H9ZM128 202V201H127ZM217 202V201H216ZM224 202V201H223ZM16 203V202H15ZM133 203V202H132ZM194 203V202H193ZM206 203H204L203 202V204L204 205H206ZM218 203V202H217ZM233 203V202H232ZM3 203H0V209H2V207L4 206H1ZM17 204H19V203H17ZM25 204H23V205H25ZM135 204V203H134ZM138 205V202H137V204H135L134 205V207L136 208V210H138L140 207H142L141 205ZM196 205H199L200 203H195ZM223 204V203H222ZM228 204V203H227ZM6 205V204H5ZM15 205V204H14ZM140 206L139 208H138V206ZM202 207H203V205H202V202H201V204H200ZM199 205V206H200ZM212 205V204H211ZM214 205V204H213ZM217 205V204H216ZM11 206V205H10ZM10 206L8 207V208H10ZM35 206V205H34ZM33 206V207H34ZM127 206V205H126ZM129 206V205H128ZM208 207H210V205H207ZM207 206H205L204 208H205V214H207V216H208V212L207 211H209V212H211L210 210H209V208L207 207ZM28 207V208H29ZM32 206H31V208H33ZM111 207H113V206H111ZM132 207H133V204H132ZM196 207V206H195ZM216 207V206H215ZM263 207V206H262ZM261 207V210L263 209ZM36 208V207H35ZM39 208V207H38ZM68 208V209H69ZM125 208V207H124ZM203 208V209H204ZM220 208V207H219ZM126 209V208H125ZM128 209V208H127ZM157 209V208H156ZM202 209V210H203ZM6 210L8 211V210H10V209H7L6 208ZM5 210V211H6ZM11 210H13V208L11 209ZM141 208H140V212H138V211H136V212H138L137 214H141ZM160 210H159V212H160ZM202 210H200V208L196 211V212H198V211H200V212H198L197 214L198 215H196L197 217V221L195 222L196 223V227H198V229L195 231V229H194V231H195V233L193 232L192 234H193V236L192 237H189V240H192L193 238H194V240H192L193 242H195V239L197 238L196 236V234H197V232H199L200 230H199V228L202 230V228H203V226L205 227V223L204 222H206L207 220H208V217L204 214H202ZM258 210V209H257ZM36 211V210H35ZM72 211V210H71ZM70 211V212H71ZM157 211V210H156ZM255 211V210H254ZM10 212H13V211H10ZM135 212V211H134ZM8 214V212H5V214H2V216L3 217H6V215ZM204 213V212H203ZM1 214V213H0ZM110 214V213H109ZM140 214H139V217H141V216H143L144 218L146 217V215L145 214H143V211H142V214H141V216H140ZM5 215V216H4ZM66 215V214H65ZM71 215V214H70ZM194 215V214H193ZM9 216V215H8ZM138 216V215H137ZM1 217V216H0ZM69 217V216H68ZM79 217V216H78ZM143 217H142V219H143ZM207 217V218H206ZM252 217V216H251ZM250 216H249V218H251ZM82 218V217H81ZM85 219V221H81V223L80 222H78L76 219H72V217H71V219L72 220H74V221H77L80 225L81 224H83V223H85L87 220H89V218H87L86 216L84 217ZM133 218V217H132ZM156 218V219H155ZM227 218V217H226ZM71 219H69V220H71ZM87 219V220H86ZM131 219V218H130ZM134 219V218H133ZM195 219V218H194ZM194 219H193V221H194ZM235 219V218H234ZM246 219V218H245ZM245 219L243 218V220H244V223H243V226H248L249 228V230L248 231H254L253 230V228H258V226H255L254 227V225L252 224L253 223V221L252 222H249L248 220H251V219H246V221H248V223L249 224H247V222L245 221ZM1 220H3L4 221V219L1 217ZM83 220V219H82ZM128 220V219H127ZM137 220V219H136ZM139 220H141V218L139 219ZM144 220V219H143ZM145 220H146V218H145ZM199 220V221H198ZM217 220V219H216ZM224 220V219H223ZM242 220V221H243ZM3 221H1V223H0V227L3 225L2 223H4L5 224V226L3 225V227H6V225H7V222L5 223V221L3 222ZM149 221H151V220H149ZM151 221V222H152ZM157 221H159L158 223H157ZM226 221V220H225ZM231 221H233V219H231V218H229V220L227 221L228 222V224L230 223ZM132 222H133V220H132ZM131 222V223H132ZM141 222V221H140ZM143 222V221H142ZM221 222V221H220ZM8 223H10L9 221H8ZM66 223V222H65ZM134 223L136 224V222H133L132 224L134 225ZM200 224V225H198V224ZM204 223V224H203ZM218 223V222H217ZM234 223V222H233ZM238 223V222H237ZM2 224V225H1ZM90 224V223H89ZM127 224V223H126ZM144 225H146V223H145V221H144V223H143ZM219 224V223H218ZM228 224H225L224 226L226 227V226H228ZM231 224V223H230ZM236 224V223H235ZM246 224V225H245ZM253 225V227L251 226V225ZM98 224H93V225H91L93 228H90V226H89V231L90 230H92L94 233L96 232L97 233V235H98V229L99 228H101V227H99L98 229H97V226ZM132 225V226H133ZM152 225H156V227H152ZM202 225V226H201ZM242 225V224H241ZM14 226H16V224L14 225ZM77 226V225H76ZM83 226H84V224H83ZM88 226V224L86 223V226L85 227H87ZM135 226V225H134ZM133 226V227H134ZM150 226V227H149ZM195 226V225H194ZM216 226V225H215ZM221 226H222V224H221ZM243 226L241 227V228H243ZM251 226V227H250ZM8 227H9V225H8ZM12 227V226H11ZM119 227V226H118ZM120 227H122V226H120ZM126 227V226H125ZM125 227L123 228V229H125ZM135 227H137V226H135ZM217 228H218V226H216ZM225 227H223V228H225ZM10 228V227H9ZM8 228V229H9ZM16 228V227H15ZM15 228H11L10 230H8L7 228H6V230H8V232L6 231V230H4L5 228H2V229H0V232L2 233V231H3V233L6 231V235L5 236H9V238L11 237V235L12 234H10L9 233V231L11 232V233H13L14 232V230L13 229H15ZM229 228V227H228ZM250 228H251V230H250ZM85 229V228H84ZM97 229V230H96ZM216 229V228H215ZM230 229V228H229ZM231 229H233V228H231ZM246 229V228H245ZM12 230V231H11ZM100 230V229H99ZM109 230V229H108ZM129 230H131V229H129ZM187 230V229H186ZM199 230V231H198ZM220 230V229H219ZM222 231H223V229H221ZM221 230H220V232H221ZM225 230V229H224ZM256 230V229H255ZM39 231H41V233H42V230H39ZM111 231V230H110ZM131 231H133V230H131ZM131 231H128V233L129 232H131ZM151 231V232H150ZM247 231V232H248ZM211 232V231H210ZM218 232V231H217ZM230 232H232V236H229L228 238L227 237H225L224 235L225 234H223V236L226 238V239H224V237L222 236V235H220V237L222 238H220L221 240H222V242L223 241H225V243H227V241L229 240V241H231V242H228L229 243V246H230V249H231V247H232V245H233V243H232V240L234 241L235 240V236H233V234L235 233H233V231H230ZM246 232V234L248 235V234H250V232H248L247 233ZM0 233V234H1ZM3 233L1 234V235H3ZM10 235H9V234ZM38 234H40V232H37ZM94 233H90L91 235H93ZM128 233H127V235H128ZM212 233V232H211ZM219 233V232H218ZM224 233H226V231L224 232ZM245 233V232H244ZM252 233V232H251ZM33 234V233H32ZM31 234V235H32ZM43 234V233H42ZM55 235L56 236V234L55 233H52V235ZM112 234V233H111ZM191 234V235H192ZM199 234V233H198ZM213 234H214V231H213ZM1 235H0V238H1ZM96 235V234H95ZM96 235V236H97ZM100 235V234H99ZM102 235H105V234H101V236ZM117 235V234H116ZM132 235V234H131ZM131 235H129L130 237H131ZM177 236L178 238H179V240H178V238H177V240L178 241H180V239H182L181 241L184 243H182L183 245L180 247V249H178V251H176V250H173L172 248H173V243H172V241H173V238H174V236ZM189 235V234H188ZM211 235V234H210ZM215 235H216V233H215ZM218 235V236H219ZM227 235H228V233H227ZM226 235V236H227ZM231 235V234H230ZM240 235V234H239ZM239 235H238V237H239ZM246 235V237L245 238H248L250 235H248L247 236ZM4 236V237H5ZM95 236V237H96ZM101 236H99V238L101 237ZM186 236V235H185ZM190 236V235H189ZM212 236H214V235H212ZM241 236V235H240ZM103 238L102 239H104V237L105 236H102ZM129 237V238H130ZM187 237V236H186ZM196 237V238H195ZM201 237V236H200ZM203 237H206V236H203ZM232 237V238H231ZM234 237V238H233ZM237 237V236H236ZM238 237H237V239H238ZM254 237V236H253ZM9 238H7V239H9ZM97 238H98V236H97ZM121 238H123V237H121ZM126 238V237H125ZM128 238V237H127ZM192 238V239H191ZM209 238V237H208ZM207 238V239H208ZM211 238V237H210ZM251 239H253L252 237H250ZM2 239V238H1ZM37 239V238H36ZM54 239H57V238H54ZM108 239V238H107ZM116 239V238H115ZM206 239V240H207ZM216 238L214 237V240H215ZM232 239V240H231ZM243 239V238H242ZM249 239V238H248ZM101 240V239H100ZM122 240V239H121ZM127 240V239H126ZM128 240H130L129 242L131 243V239H128ZM127 240V241H128ZM147 240V241H148ZM217 241H218V239H216ZM227 240V241H226ZM103 241V240H102ZM106 241V240H105ZM127 241H125V242H127ZM180 241V242H181ZM192 241H189V242H192ZM236 241V240H235ZM234 241V242H235ZM243 241V240H242ZM3 242L5 243V241L3 240ZM8 242V241H7ZM6 242V245L8 244ZM107 242V241H106ZM116 242H117V240H116ZM237 242V241H236ZM247 242V240L245 239L244 240V243H245V245H246V247L249 245V243H246ZM12 243V242H11ZM10 243V244H11ZM109 243V242H108ZM118 243H120V241L118 242ZM147 243V242H146ZM213 243V242H212ZM242 243V242H241ZM3 244V243H2ZM114 244H115V242H114ZM121 244H124V243H122V241H121ZM128 244V243H127ZM126 244V245H127ZM172 244V245H171ZM175 244H177V243H175ZM209 244H210V242H209ZM232 244V245H231ZM111 245H113V244H111ZM125 245V244H124ZM213 245V244H212ZM221 245V244H220ZM237 245V244H236ZM118 246V245H117ZM261 246H264V245H261ZM129 247V246H128ZM141 247L142 248V246L141 245H139V246H137L136 248L137 249H139V248ZM223 247V246H222ZM234 247V246H233ZM232 247V248H233ZM236 247V246H235ZM249 247V246H248ZM6 248H7V246H6ZM5 248V249H6ZM121 248V247H120ZM143 248H142V250L140 251V252H142L143 251ZM152 248V249H151ZM193 249V247H191L190 246V249ZM224 248V247H223ZM228 248V247H227ZM237 248V247H236ZM239 248H241V247H239ZM256 248V247H255ZM264 248V247H263ZM2 249V248H1ZM189 249V250H190ZM128 250V249H127ZM136 250V249H135ZM180 250H182V251H180ZM194 250V249H193ZM212 250V249H211ZM225 250V249H224ZM228 250H229V248H228ZM234 250V249H233ZM139 251V250H138ZM137 251V252H138ZM230 251H232V250H230ZM230 251H228V252H230ZM147 252V253H146ZM190 252V251H189ZM191 252H193L192 250H191ZM213 252H215V251H213ZM233 252V251H232ZM2 253V252H1ZM1 253H0V255H1ZM139 253V252H138ZM179 253V255H177ZM186 253H188L187 251H186ZM185 253V254H186ZM231 253V252H230ZM89 254V256L88 257H94L95 258V255L93 254L92 255V253H89V252H87V255ZM181 254V255H180ZM232 254V253H231ZM141 255V254H140ZM139 255V256H140ZM193 255V256H192ZM191 256L192 257H194V258H196V257H198V255H197V252H195L194 251V253L192 254ZM212 255V254H211ZM228 256H230V254L228 255ZM201 258L203 257V256H200ZM214 257H215V255H214ZM234 257V256H233ZM237 257V256H236ZM93 258V259H94ZM141 258H144V256L143 257H141ZM140 258V259H141ZM146 258H144L145 260H146ZM184 258V259H183ZM191 258V257H190ZM193 258V259H194ZM209 258V257H208ZM210 258H211V256H210ZM221 258V257H220ZM223 258V257H222ZM221 258V259H222ZM144 259H142V260H144ZM197 259V258H196ZM213 259V258H212ZM235 259V258H234ZM195 260V259H194ZM216 260H217V258H216ZM215 260V261H216ZM220 260V259H219ZM240 260V259H239ZM244 260V259H243ZM146 261V262H147ZM175 261V262H174ZM201 261V260H200ZM241 261V260H240ZM150 262H148V264L150 263ZM192 262V261H191ZM193 262H195V261H193ZM198 262V261H197ZM218 262V261H217ZM139 263H141V262H139ZM187 263H188V261H187ZM113 264H114V262H113ZM224 264V263H223ZM240 264H243V262L242 263H240Z\"/></svg>",
  "mask_w": 264,
  "mask_h": 264
}]
</instances>
